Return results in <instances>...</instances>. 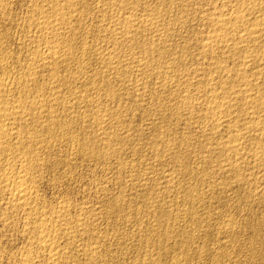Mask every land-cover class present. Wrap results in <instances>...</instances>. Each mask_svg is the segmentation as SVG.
I'll return each instance as SVG.
<instances>
[{
    "label": "rangeland",
    "instance_id": "obj_1",
    "mask_svg": "<svg viewBox=\"0 0 264 264\" xmlns=\"http://www.w3.org/2000/svg\"><path fill=\"white\" fill-rule=\"evenodd\" d=\"M75 1V0H74ZM73 1V2H74ZM82 0H76L75 2L77 3H83V2H85L86 4H89L88 5V8H90V9H92V11L89 9L88 11H89V13H91V15L90 14H88V15H85V17H83L84 18V20L82 19V26H83V28L82 29H84V30H82V32H83V34H84V41H85V39H86V44H84V48L83 49H81V48H79L78 47V45H79V43L80 42H82L79 38H76V40H75V42H76V44H77V47H75V49H74V54H77V55H75V56H79V58H82V56H85V58L87 59V56H88V59L85 61V63H86V65L85 66H87V67H85V69H84V73H82L83 74V76H82V78H80V79H78L79 81H75L74 83V86H73V90H72V88H70L71 90L69 91L70 92V94H69V92H68V90H69V85L67 84V85H65L67 88H68V90L66 89V91H65V89L63 90V87H62V91H61V94H64V95H61V97L63 98V99H65V98H67V97H69L70 95H73V96H70V98L69 99H72L73 101H72V103H73V110H74V112L72 113L73 115H75V116H79V114H80V116H84V114H85V117L90 121V122H88V123H83V122H79V121H77V123H75V124H78V125H76L75 126V129L78 131L79 129H81L80 127H84V128H87V130L86 131H88L89 133H91V135L93 134L94 136H98L99 134V136H98V138H99V140H100V145H101V147H103L102 148V151L104 152V150L106 149V151L104 152L105 153V155L102 157H97L98 158V160L97 159H90V160H86V159H83V158H80V155L78 154V152H76L75 150L73 151L72 149H70V148H68V150H66L65 151V149H66V145H68V144H66L65 145V147L63 148L62 146H64V144L63 145H61V143L59 142V140H55V142H54V139H52L51 138V143H50V145H49V148L48 149H50L49 151H48V149H41V150H39V154L42 156L43 154V156H45V157H47V158H49L50 157V159H56V158H63L64 157V155H67V157H68V161H69V163H70V165L69 166H67V167H65V166H56V168H49L48 166H43V168H42V174H43V176H42V178H44V179H42L43 180V182H42V180H41V183L42 184H40V186H38V195H39V199H41L40 200V202H42L41 204L43 205V203L44 202H46L47 204H45L44 203V205H46L47 207L49 206V207H51V206H53V208H56L57 207V205L59 204V203H62V202H64L65 203V201L67 200L68 202H66L65 204L66 205H68V204H70V205H68L69 206V208H70V210L69 211H71L72 212V214L71 215H69L68 216V218H70V219H72V215L74 214V216H73V219H74V217L76 216L77 217V215H79V213L81 212V211H85L86 212V210H87V212H88V214H87V212H86V214H85V212H83L84 213V218H85V215H88V220H87V218H85L86 220H87V222H86V225H85V230H86V228H87V230L84 232V233H82V235L81 234H79V232L76 234V236H78V237H76V239L75 240H77L76 242H74V244L75 245H68L67 244V246H68V249H65L64 251H65V255L66 254H68V255H66L67 256V259H68V261H69V264H83V261L84 262H86V263H84V264H92V261H89L88 262V260L87 259H84V256L82 255H80V243H83V245L86 243V241L85 240H87V238H88V240H87V243L84 245V246H88L89 244H91L92 246L94 245V247L96 248V257H97V259L98 260H96V258H95V260L93 261V264L95 263V264H109V262L111 263V264H148V259H150V261L151 260H153L154 259V261L156 262V264H172V261H173V264H174V262H175V264H178V263H180V264H212L213 263V261H214V263L213 264H264V169L263 170H261L262 168H264L263 166H264V163H262V162H260V161H256V160H253V158L251 157V153H253L256 149L259 151V149H261V152H259L260 153V155L264 158V147H261V148H255V143L257 142V140H255L254 138H255V136L254 135H252V136H250V135H248V134H246V135H248V136H246V138H244V142H242V145H241V151H239V152H241V154L242 155H244V153H246L245 154V157L248 159H246L245 157V159H241L240 161H238V164L237 165H239L238 166V168H239V170H240V173L239 174H241V176H242V178H241V176H240V178H239V176L237 175L236 176V174L233 172H231L230 170H229V168L227 169L226 168V164H227V162L225 163V160H228V156H229V158H230V160L231 161H235V157H232V156H230L231 154H227V153H224V154H222V153H219V151H217L216 150V152L212 149H209V148H211V147H214V144L213 143H216L218 140H219V138H221V137H225L226 136V132H225V129L223 128V130H222V128H220V130L218 129V131L220 132V134H219V132L217 131V133L215 132V133H212L211 132V129H210V127H211V125H209L208 124V121H209V123L211 124V122H210V120H207V119H202V118H200L199 117V115L198 116H196L197 115V113L199 114L200 112V106L197 104L198 102H201V100H202V97H200V93L201 92H203L202 90H204V85L203 84H201V82H200V84H199V79L200 78H202L203 79V82H204V80L206 79V78H208L207 77V75L208 74H202L201 73V70H199L200 68H202L203 66L205 67V66H207V63H211V62H214V60H216L217 58L216 57H221V59H223V61H225L222 65L225 67H223V69H224V72H223V70H219V69H217L218 70V72H217V70H216V72L215 73H212L211 75L214 77V76H216V75H223V77H229V76H232V74H234L236 71H237V69H238V71H239V68H241L239 65H238V62H234V58H236V57H238V56H242V55H244V54H246L245 52V49H242L241 50V52H239L238 54H237V56H236V54H235V56L233 55L232 56V58L230 57L229 58V56H231L230 55V53H228V49L226 48L225 49V51H223V48H221L220 49V51L218 50V51H216V55H213V56H215L214 58H213V56H210V55H207L206 53H205V49L206 48H204V44L203 43H205V42H207L208 40L206 39L207 38V35L209 34V32L211 31V26H210V24L206 21V19L204 20L202 17H201V13H200V10L202 11V10H206V9H209L208 7H210L211 5H210V0H190V1H188V0H169L170 1V3H169V1L168 0H133V1H135L136 3V5H135V7L133 6H131V9H130V7H128L127 9L125 8V9H123V11L125 10H127L126 12H123V11H119V10H117V12H115L116 11V9L114 10V8L115 7H111V6H109V5H111V3H109V5H108V7H107V5H106V8L105 9H103V6H101L100 4H98V6H96L94 3V0L92 1V0H83V2H81ZM145 1V2H144ZM152 1V2H151ZM159 1V3H157ZM184 1V2H183ZM193 3H192V2ZM209 1V2H208ZM223 1V2H222ZM221 1V4H220V6H224L225 7V10H224V7L222 8V7H220L221 8V10H223V11H231L232 9H233V7H234V0H226V2L224 1V0H222ZM92 3V6H93V8H92V6H91V3ZM156 2V3H155ZM175 2H178V3H175ZM191 2V3H190ZM194 2H195V4H194ZM204 2V3H203ZM19 3V4H18ZM138 3V4H137ZM154 3V4H153ZM161 3H162V6H161ZM169 3V4H168ZM181 3V4H180ZM182 3H183V6H181L182 5ZM199 3V4H198ZM223 3V4H222ZM225 3V4H224ZM23 5V6H21V5ZM25 4H27V3H22V1L21 0H19V1H17V3L15 2V8H14V21L17 23L18 21H19V24H18V30H17V32L19 33L18 35V38L20 39V40H22V30H23V28L22 27H25L26 28V21L25 20H27V17L29 16V14H28V11H29V6H27V5H25ZM144 4V5H143ZM146 4V5H145ZM168 4V5H167ZM176 4V5H175ZM180 4V5H179ZM137 5H141L140 7H142V6H144V7H142V9L139 7V6H137ZM169 5H173L172 7L171 6H169ZM192 5V6H191ZM205 5V6H204ZM230 5V6H229ZM28 7V9L27 8H25V7ZM96 6V7H95ZM145 6H146V8H145ZM161 7V9H159L160 7ZM177 6V7H176ZM181 6V7H180ZM196 6V7H195ZM198 6V7H197ZM233 6V7H232ZM95 7V8H94ZM99 7V8H98ZM111 7V8H110ZM151 7H154V8H151ZM157 7V8H156ZM163 7H165V9H163ZM182 7H184V8H182ZM188 7H189V9H188ZM190 7H191V9H190ZM110 8V9H109ZM140 9V11L143 13V15H140V13L141 12H138L139 11V9ZM169 8V9H168ZM196 8V9H195ZM202 8V9H201ZM27 9V10H26ZM99 9V10H98ZM103 9L105 12H102L101 10ZM110 11H109V10ZM133 9V10H132ZM144 9V10H143ZM146 9V10H145ZM149 9H151V12L152 13H149ZM182 9H183V11H182ZM195 9V10H194ZM111 12V14H112V16L113 15H116V14H118V12H120L118 15L121 17L123 14H125V13H127V12H131V11H133V12H131V14L132 15H134L133 16V18H136L135 19V21H136V23L138 22V24H136L135 23V21H133L134 22V26L135 27H138V30L139 31H137V36H136V38H137V43L139 44H137V43H135V45L133 44L132 45V48L130 49L129 47H128V41H124V42H122V43H119V45L120 46H114V45H112V43L111 42H109L110 40L109 39H105V38H107V37H105V35H104V31L102 30L103 29V27H106L105 26V24H107L108 22H109V20H111V19H108L109 18V15H110V13L108 12ZM129 10H131V11H129ZM147 10H148V12H147ZM159 10V11H158ZM165 12H164V11ZM167 10V11H166ZM185 10V11H184ZM191 12H190V11ZM198 10V11H197ZM100 11V12H99ZM146 11V12H145ZM194 11V12H193ZM94 12V13H93ZM102 12V13H101ZM107 12V13H106ZM134 12H135V14H134ZM139 13V14H136V13ZM159 12H161V14L159 13ZM182 12V13H181ZM189 12V14H187ZM27 13V15H24V14H26ZM98 13H101V14H98ZM109 13V14H108ZM147 13V14H146ZM155 13V14H154ZM157 13H159V15L157 14ZM162 13H163V15H162ZM195 13V14H194ZM94 14H96L97 15V20L99 21V20H102L103 21V23H101L102 21H97L96 19H95V17H96V15H94ZM103 14H106V15H103ZM153 14V15H152ZM17 15V16H16ZM90 15V16H89ZM103 17H101V16ZM118 15H116V16H118ZM141 17H140V16ZM146 15V16H145ZM148 15V16H147ZM150 15V16H149ZM155 15V16H154ZM157 15L160 17V19L157 17ZM168 15V16H167ZM22 16V17H21ZM93 16V17H92ZM138 16V17H137ZM144 16L147 18V17H149V18H147L149 21H152V25L156 28V29H152V28H154L152 25L151 26H147V28L148 27H150V30L148 31L149 33L147 34V31H146V33H145V31H143L142 32V25H141V27H140V23H139V21H140V18H142V19H144ZM153 16H154V18H153ZM162 16V17H161ZM198 16V17H197ZM18 17V18H17ZM24 17V18H23ZM26 17V18H25ZM98 17H99V19H98ZM106 17H108V18H106ZM157 17V18H156ZM200 17V18H199ZM101 18V19H100ZM105 18V19H104ZM162 18H164V19H162ZM192 18H195V19H192ZM20 19V20H19ZM22 19L24 20L23 22H22ZM86 19H88L87 21H86ZM90 19H91V22H90ZM104 19V20H103ZM107 19V20H106ZM158 19V20H157ZM200 19V20H199ZM18 20V21H17ZM161 20H162V22L163 23H161ZM164 20V21H163ZM166 20V21H165ZM202 20H204L205 22H203L202 23ZM21 21V22H20ZM83 21H86V22H83ZM154 22V23H153ZM160 23V24H156V23ZM164 22H165V24H164ZM168 24H167V23ZM201 22V23H200ZM22 25H21V24ZM24 23V24H23ZM90 23V24H89ZM87 26V27H85V25ZM93 24V25H92ZM109 24V23H108ZM163 24V25H162ZM202 24V25H201ZM204 24V25H203ZM89 25H91V26H89ZM164 25H165V29L164 30H162L163 28H164ZM207 25V26H206ZM98 28H96V27ZM162 27V29H161V27ZM204 26H206L207 27V29H206V27H204ZM101 27H102V29H101ZM160 27V28H159ZM90 28V29H89ZM159 28V29H158ZM208 28H210V29H208ZM87 29H89V30H87ZM97 29V30H96ZM101 29V30H100ZM152 29V30H151ZM161 29V30H160ZM167 29V32L165 31ZM92 30V31H91ZM96 30V31H95ZM154 30H157V31H154ZM207 30H210V31H208L207 32ZM15 31V30H14ZM85 31H87L88 32V34L90 35L91 33H93V34H91L90 35V37H89V35H86V32ZM94 31V32H93ZM100 31V32H99ZM153 31H154V35H153ZM161 31V32H160ZM162 31H163V33H162ZM164 31H165V33H164ZM203 31V32H202ZM204 31L205 32H207V33H204ZM17 32L14 34V32L11 34V35H15V37L17 38ZM150 32H152V33H150ZM145 33V34H144ZM157 35H156V34ZM162 33V34H161ZM202 33H204V34H202ZM21 34V35H20ZM143 34V35H142ZM151 34V35H150ZM200 34H202V36H199ZM207 34V35H206ZM86 35V36H85ZM102 35H103V37H105V38H103L102 37ZM142 35V36H141ZM147 35V36H146ZM161 35V36H160ZM204 35V36H203ZM206 35V36H205ZM102 37V39L101 38H98V37ZM145 36V37H144ZM200 37V40L202 41H200V40H198L199 39V37ZM14 36H11V40L12 41H10L9 42V44H8V50H9V52L10 53H12V54H14V52H20V54H19V56H18V58H19V63H25V59H26V53L24 52V50H19L18 48H19V45H18V43H20V40L17 38H15ZM96 37H97V39H99V40H97L96 39ZM146 37H148V38H146ZM156 37V38H155ZM157 37H158V39H157ZM201 37H203L202 39H201ZM13 38H14V41H13ZM92 38V39H91ZM262 38V39H261ZM261 38H259V40H258V42L256 43V44H252L251 42H247V46H249V48L251 49L250 51H252L253 53L252 54H254V53H257L258 51H260L261 52V50H262V47H264V38H263V35L261 36ZM88 39V40H87ZM151 39V40H150ZM153 39V40H152ZM156 39V40H155ZM204 39H205V41H204ZM17 40V41H16ZM90 40H92V42L90 41ZM94 40H96L98 43H94ZM103 40V41H102ZM109 40V41H108ZM162 40V41H161ZM198 40V41H197ZM95 41V42H96ZM106 41V42H105ZM196 41H197V44H196ZM88 42V43H87ZM135 42H136V40H135ZM141 42H143V44H141ZM200 42L202 43V44H200ZM85 43V42H84ZM126 43V44H125ZM163 43V44H162ZM251 43V44H250ZM44 44V43H43ZM90 44V45H89ZM96 44H98V45H96ZM106 44V45H105ZM122 44H123V47H122ZM148 44H149V46H148ZM201 46V47H199V45ZM249 44V45H248ZM127 45V46H126ZM143 45H144V47L145 46H147V47H143ZM150 45H152V46H150ZM251 45V46H250ZM256 45V46H255ZM258 45V46H257ZM18 46V47H17ZM91 46V47H90ZM94 46V47H93ZM96 46H98V47H96ZM108 46H110L109 48H112L113 46V48L114 49H116V51H117V49H118V51L117 52H115V58L117 59H115L116 61H120V65H118L117 66V70H116V72H113V73H107L106 74V72H104V68H103V66H102V64H101V60L99 59V52H104V50L106 49V48H108ZM126 46V47H125ZM140 46V47H139ZM155 46V47H154ZM157 46H159V48H157ZM253 46V47H252ZM260 46V47H259ZM96 47V48H95ZM116 47V48H115ZM150 47V48H149ZM87 48H88V50H87ZM102 48V49H101ZM108 48V49H109ZM120 48H122L121 50H120ZM125 48V49H124ZM134 48H135V50H134ZM142 48V49H141ZM144 48V49H143ZM149 48V49H148ZM157 48V49H156ZM161 48V49H160ZM197 48V49H196ZM248 48V49H249ZM252 48H254V49H252ZM12 49V50H11ZM16 49V50H15ZM18 49V50H17ZM85 49V50H84ZM93 49V50H92ZM99 51H98V50ZM139 51H137V50ZM152 49V50H151ZM200 49H204L203 51L201 50L200 51ZM247 49V48H246ZM256 49H258V50H256ZM264 49V48H263ZM11 50V51H10ZM15 50V51H14ZM90 50V51H89ZM134 51V52H131L130 53V51ZM159 50H161L162 52H160ZM198 50V51H197ZM13 51V52H12ZM82 51H84V55H82ZM88 51V52H87ZM95 51H96V54H95ZM123 51V52H122ZM144 51V52H143ZM146 51V52H145ZM148 51H152V55L148 52ZM160 53H159V52ZM165 51H166V53H165ZM245 51V52H244ZM256 51V52H255ZM22 52H24V53H22ZM76 52V53H75ZM81 54H80V53ZM87 52V53H86ZM90 52H93V53H90ZM97 52H98V54H97ZM158 54H156V53ZM170 52V53H169ZM176 52V53H175ZM196 52H198V53H196ZM201 52V53H200ZM202 52H203V54H202ZM243 52V53H242ZM260 52H258V53H260ZM138 53H140V54H138ZM142 53H144V54H142ZM149 53V54H148ZM164 53V54H163ZM175 53V54H174ZM220 53V54H219ZM223 55H222V54ZM87 56H86V55ZM91 54V55H90ZM161 54H162V56H164V57H161ZM167 54H170V55H167ZM172 54V55H171ZM179 56H178V55ZM181 54V55H180ZM186 54V55H185ZM197 54H199V55H201V56H199V55H197ZM227 54V55H226ZM22 55H24V56H22ZM80 55H81V57H80ZM94 57H93V56ZM98 55V56H97ZM118 55V56H117ZM141 55L143 56V55H145V56H143V57H145L146 58V56H147V58L145 59V58H143V57H141ZM177 55V56H176ZM183 55V56H182ZM185 55V56H184ZM196 55V56H195ZM219 55V56H218ZM228 57V58H226V56ZM21 56H22V58H21ZM123 56H124V58H123ZM126 56H128V57H126ZM131 56H135L134 58L133 57H131ZM150 56H152V57H150ZM160 56V57H159ZM171 56H173V57H171ZM205 56V59L203 58ZM209 58H208V57ZM223 56V57H222ZM136 57H138V58H136ZM176 57V58H175ZM199 57V58H198ZM207 57V58H206ZM211 57V58H210ZM91 58V59H90ZM92 58H94V59H92ZM96 58V59H95ZM120 58V59H119ZM123 60H122V59ZM127 58V59H126ZM133 58V59H132ZM142 59V61H141V59ZM151 58H152V60H151ZM159 59V60H157V59ZM172 58V59H171ZM181 58H183V59H181ZM200 58H202V59H204L203 61L205 62H203L202 61V59L200 60ZM239 58V57H238ZM238 58L236 59V61L238 60ZM131 59V60H130ZM140 60L139 62H137L138 60ZM178 59H181L180 60V62H179V60ZM187 59V60H186ZM206 59H208V60H206ZM232 61H231V60ZM12 60H13V64H11V62H12ZM12 60H10L9 59V63H8V65L10 66H8V68L11 70H9L10 71V74H11V77H15L16 76V78H17V76L19 75V73L18 72H16V71H13V69H14V65H15V63L17 62L16 61V59L13 57L12 58ZM93 60V61H92ZM97 60V61H96ZM100 60V61H99ZM126 60V61H125ZM130 60V61H129ZM133 60V61H132ZM146 60L148 61V60H151V61H148V62H146ZM161 60V61H160ZM172 60H174V61H172ZM176 60V61H175ZM178 60V61H177ZM183 60V61H182ZM186 60V61H185ZM198 60V61H197ZM210 60H213V61H211V62H208V61H210ZM228 60H229V62H228ZM252 60V58L251 57H248L247 58V60H245V66L247 67L246 69H247V72H246V77L247 78H249L248 80H253V79H255L256 80V78L255 77H257V80H258V82H256V87H258L257 89H256V91H257V95H259L260 93V95H259V101H258V105L260 106V105H262V106H260V107H258V106H256L255 107V109L254 110H258L259 108V110L257 111V113H259V114H262V111H263V113H264V97H262V96H264V73L263 74H260L259 75V71H261V69H258V68H263L264 66V62H261V63H263V64H261V63H259V65L257 64V63H254L253 62V60H252V62H250ZM14 61H15V63H14ZM89 61V62H88ZM135 61V62H134ZM168 61V62H167ZM170 61V62H169ZM171 61H172V63H171ZM201 61V62H200ZM231 61V62H230ZM97 64H96V63ZM126 62H127V64H126ZM131 62H133V64L131 63ZM152 62V63H151ZM158 62V63H157ZM163 62H165V63H163ZM175 62H176V64H175ZM198 62H199V64H198ZM233 62V63H232ZM92 63V64H91ZM99 63V64H98ZM140 63H142V64H140ZM147 63V64H146ZM179 63V64H178ZM229 65H228V64ZM231 63H232V65L235 67H233L232 66V68L230 67L231 66ZM248 63V64H247ZM249 63H251L252 64V66L249 64ZM94 64L96 65V66H94ZM135 64H136V66L138 67H136L135 66ZM143 64H144V66H143ZM170 64V65H169ZM202 64H204V65H202ZM253 64H254V66H253ZM90 65V66H89ZM132 65V66H131ZM139 65V66H138ZM156 65V66H155ZM157 65H159V67L157 66ZM162 65V66H161ZM174 66V68H173V66ZM179 67H178V66ZM194 65H196V67L194 66ZM201 65V66H200ZM237 65V66H236ZM257 65H258V67H257ZM261 65V66H260ZM13 68H12V67ZM93 66H94V68H93ZM101 66V67H100ZM132 67V68H130V67ZM134 66H135V68H134ZM166 66H168L167 68H166ZM172 66V67H171ZM176 66V67H175ZM226 66H228V67H226ZM239 66V67H238ZM90 67V68H89ZM99 67V68H98ZM124 67L126 68L125 70H126V72H125V70H124ZM128 67V68H127ZM148 67V68H147ZM153 67H155V69L153 68ZM158 69H157V68ZM161 67V68H160ZM165 67V68H164ZM170 67V68H169ZM253 68V69H251V68ZM89 70H88V69ZM130 68V69H129ZM133 68H134V70H133ZM137 68V69H136ZM146 70H145V69ZM176 68V69H175ZM178 68V69H177ZM237 68V69H236ZM90 69H93V70H90ZM98 69V70H97ZM121 69V70H120ZM139 69V70H138ZM148 69H150V70H148ZM165 71H164V70ZM189 71L188 73H187V71ZM192 71H190V70ZM227 71H226V70ZM258 69V70H257ZM63 69H60L59 70V72L61 73V74H63V73H65V71H62ZM70 70H73V67L72 68H70ZM119 70V71H118ZM122 70H123V72H122ZM128 70H130V71H128ZM136 70H137V72H136ZM143 70V71H142ZM152 70V71H151ZM176 70V71H175ZM178 70H180V71H178ZM181 70L183 71V72H181ZM194 70V71H193ZM229 70H231V71H229ZM235 70V72H233ZM252 70V71H251ZM254 70H257V71H255V72H253ZM262 70H264V68L262 69ZM13 71V72H12ZM94 71V72H93ZM97 71V73L96 74H99V76L100 77H98V78H96V80L94 81V82H90V80L88 81V77L90 76V75H93V74H95V72ZM121 71V72H120ZM147 71V72H146ZM159 71V73L160 74H158L157 72ZM163 71V72H162ZM166 71L167 72H169V73H166ZM171 71H173L174 72V76H172V74H173V72H171ZM186 71V72H185ZM248 71H250V72H248ZM91 72V73H90ZM101 74H100V73ZM151 72V73H150ZM171 72V73H170ZM186 74H185V73ZM199 72V73H198ZM220 72V73H219ZM227 72V73H226ZM232 74H231V73ZM262 72H264V71H262ZM14 73V74H13ZM18 73V74H17ZM89 73V74H88ZM121 73H122V75H121ZM126 73V74H125ZM129 73V74H128ZM137 73H139V75H137ZM145 73V74H144ZM153 73V74H152ZM165 73V74H164ZM176 73V74H175ZM182 73V74H181ZM185 75H184V74ZM201 73V74H200ZM206 73V72H205ZM217 73H219V74H217ZM222 73H224V74H222ZM226 73V74H225ZM229 73V74H228ZM249 73H250V75H249ZM13 74V75H12ZM17 74V75H16ZM43 74L45 75L44 77L45 78H47V71H44L43 72ZM81 74V75H82ZM105 74V75H104ZM117 76H115V75ZM119 74V75H118ZM128 74V75H127ZM140 74H141V76L142 77H144V79L140 76ZM149 74V76H147ZM167 74V75H166ZM171 74V75H170ZM189 74V75H188ZM193 74H195V75H193ZM197 74H199V75H197ZM15 75V76H14ZM110 75V76H109ZM111 75H113V76H111ZM121 75V76H120ZM126 75L127 76H130L129 78H127L126 77ZM132 75V76H131ZM145 75H146V78H145ZM159 75V76H158ZM161 75V76H160ZM164 75V77H162ZM169 75V76H168ZM176 75H177V77L179 78H177L176 77ZM186 75H188V76H186ZM202 75L204 76V77H202ZM210 75V76H211ZM86 76V77H85ZM88 76V77H87ZM107 78H106V77ZM108 76H109V78H108ZM137 76V77H136ZM156 76V77H155ZM159 78H158V77ZM172 76V77H171ZM193 76H195V77H193ZM209 76V77H210ZM252 76V77H251ZM87 79H85V78ZM101 77H103V79H101ZM125 77L128 79H125ZM141 77V78H140ZM161 77H162V79H164L165 77V79H164V82H163V80L161 79ZM171 77V78H170ZM184 77V78H183ZM200 77V78H199ZM250 77H251V79H250ZM136 78V79H135ZM149 78V79H148ZM157 78V79H156ZM173 78V79H172ZM186 78V79H185ZM205 78V79H204ZM246 78V79H247ZM101 79L103 82H100L99 80ZM129 79H131L132 81H130ZM141 79V80H140ZM146 79V80H145ZM160 79H161V81H160ZM167 79V80H166ZM169 79H170V81H169ZM178 79V80H177ZM184 79V80H183ZM188 79H189V81H188ZM209 79V78H208ZM208 79H206V80H208ZM85 80H86V82H85ZM125 81V83L123 84V81ZM137 80V81H136ZM145 80V81H144ZM160 81V82H158V81ZM173 80V81H172ZM178 82H180V83H178ZM81 81H82V83H81ZM98 81V82H97ZM126 81H127V83H126ZM141 83V81H142V83H141V85H140V83ZM143 81H144V84H143ZM178 83H176V82ZM193 83H192V82ZM198 81V82H197ZM88 82V83H87ZM96 82V83H95ZM122 82V83H121ZM128 82H129V84H128ZM138 82V83H137ZM146 82V83H145ZM171 83L170 85H169V83ZM184 82H186V83H184L185 85L183 86V83ZM188 82H190L191 83V87H190V89L191 88H193V89H191L190 91L192 92H189L188 94V96H190V99H191V102L192 103H194L193 104V106H188L187 104H185V98H186V94L183 92L187 87H188ZM202 82V83H203ZM80 83V84H79ZM89 83H90V85L92 86L93 85V87H91V86H89ZM92 83V84H91ZM133 83V84H132ZM161 83V84H160ZM174 83L175 84H177V86L179 87H177L176 85H175V88H173L174 87ZM217 83V82H216ZM96 84V85H95ZM100 84V85H99ZM121 84H123V86L121 85ZM127 84L129 85V86H127ZM130 84L132 85V86H130ZM134 84L136 85V86H134ZM147 84V85H146ZM165 84V85H164ZM167 84H168V86H167ZM263 84V85H262ZM76 85H77V87H76ZM81 85V86H80ZM82 85H85V86H83L82 87ZM89 86V87H91L89 90H86L87 92H85V89H88L89 87H87V86ZM143 85V86H142ZM160 85H162V86H160ZM194 85V86H193ZM228 84H226L225 86H227ZM236 85H238V82H235L234 84H232V86H236ZM99 86V87H98ZM105 86V87H104ZM112 86H113V88H112ZM122 88H121V87ZM159 86V87H158ZM163 86H165V87H163ZM183 88H182V87ZM193 86V87H192ZM203 86V87H202ZM212 86H218V87H220V84H219V81H218V84L217 85H215V83L212 85ZM230 86V85H229ZM75 87V88H74ZM86 87V88H85ZM97 88V91H96V88ZM108 87L110 88H112V90H114V89H116V90H114L113 92H112V95L111 94H109L108 95V93H107V89H108ZM127 87V88H126ZM133 87H134V89H135V87H136V89L134 90L133 89ZM140 87V88H139ZM145 87V88H144ZM169 87V88H168ZM176 87H177V90H176ZM181 87V88H180ZM194 87H195V89L197 90V91H195V89H194ZM198 87V88H197ZM103 88V89H102ZM104 88H105V92L103 93V91H104ZM129 88V89H128ZM159 88V89H158ZM173 88V89H172ZM203 88V89H202ZM217 88V87H216ZM259 88H261V89H259ZM83 91H82V90ZM91 89H95L94 91L93 90H91ZM100 89H101V91H100ZM126 89V90H125ZM131 89V90H130ZM156 89V90H155ZM161 89V90H160ZM163 89V90H162ZM181 89V90H180ZM183 89V90H182ZM202 89V90H201ZM83 93L84 92V94H82V93H80V91ZM138 90V91H137ZM160 90V91H159ZM173 90V91H172ZM72 91H74V92H72ZM77 91V92H76ZM90 91V92H89ZM100 91V92H99ZM126 91V92H125ZM137 91V92H136ZM143 91V92H142ZM152 93H151V92ZM166 91V92H165ZM168 91H169V93H168ZM177 91V92H176ZM91 92H93L92 94H91ZM99 94H98V93ZM118 92V94H115V93H117ZM180 92V93H179ZM199 92V93H198ZM260 92V93H259ZM95 93V94H94ZM162 93V94H161ZM171 93H173V94H171ZM191 93V94H190ZM81 95V97H80V95ZM90 94V95H89ZM93 94H94V96H93ZM107 95V97L106 96H104V95ZM183 94V95H182ZM194 94V95H193ZM90 96V97H88V96ZM95 95H99V97H95ZM110 95H111V98H110ZM141 97H139V96ZM143 95V96H142ZM172 95V96H171ZM178 95V96H177ZM180 95H182L181 96V98H180ZM48 96V95H47ZM64 96V97H63ZM67 96V97H66ZM74 96H76L75 98H74ZM77 96H78V98H81L80 100L77 98ZM103 96V97H102ZM113 96H114V98H113ZM138 96V97H137ZM173 98V100H172V98ZM175 96V97H174ZM193 96H194V98L196 99H194L193 98ZM199 96V97H198ZM86 97V98H85ZM104 99H102V98ZM137 97V98H136ZM74 98V99H73ZM91 98H94V99H91ZM97 98V99H96ZM105 98H107V99H105ZM110 98V99H109ZM177 98V99H176ZM200 98V99H199ZM68 98H67V100H69ZM75 99H76V101H75ZM86 99V100H85ZM88 99V100H87ZM89 99H91V101H89ZM113 99V100H112ZM118 99H121V100H119V101H117ZM176 99V100H175ZM189 99V100H190ZM199 101H198V100ZM84 100H85V102H84ZM97 100V101H96ZM100 100V101H99ZM137 100V101H136ZM138 100H140L139 102H138ZM143 100V101H142ZM261 100V101H260ZM79 101V102H78ZM105 101L107 102V103H105ZM108 101H110V102H108ZM177 101V102H176ZM184 101V104L182 103V102ZM87 102V103H86ZM95 102H97V103H95ZM103 102H104V104H103ZM113 102V103H112ZM138 102V103H137ZM174 104H173V103ZM181 102V104H179ZM75 103V104H74ZM77 103V104H76ZM78 103H81V104H78ZM93 103V104H92ZM100 103H101V105H100ZM176 103H178V104H176ZM91 104V105H90ZM142 104V105H141ZM197 104V105H196ZM87 105V106H86ZM88 105H89V107H88ZM93 105L95 106L94 108H93ZM138 105V106H137ZM140 105V106H139ZM179 105V107H177ZM185 107H184V106ZM79 108H78V107ZM82 106V107H81ZM103 106V107H102ZM173 106V107H172ZM181 106V107H180ZM187 106V107H186ZM194 106H198L197 108L196 107H194ZM204 107L206 106V105H203ZM78 109H77V108ZM85 109H84V108ZM92 107V108H91ZM102 109V111L104 112V114H103V112L101 111V109ZM105 107V108H104ZM182 107H184V108H182ZM239 105H235V113H236V111H237V113L235 114V117H237V114L239 115L238 117L240 118H236L237 119V121L240 123V124H242V126H245V125H247V124H249V125H251L252 123H251V120L252 119H250L249 118V116H246V115H244V113H242L243 112V109L241 108V107H239ZM166 108V109H165ZM178 108H180V109H178ZM189 108V109H188ZM241 108V109H240ZM90 109L92 110V111H90ZM97 109H99V111L97 110ZM188 109V110H187ZM190 109H192L191 110V112L193 113V115H192V113H190ZM75 110H76V112H75ZM166 110V111H165ZM186 110V111H185ZM193 110H195V111H193ZM78 111V112H77ZM94 111V112H93ZM97 111V112H96ZM106 111V112H105ZM240 111V112H239ZM242 111V112H241ZM260 111V112H259ZM84 114H83V113ZM89 112V113H88ZM91 112H93V113H91ZM101 112H102V114H101ZM109 112V113H108ZM194 112H195V114H194ZM88 113V114H87ZM99 113V114H98ZM111 113V114H110ZM187 115H186V114ZM190 113V114H189ZM242 113V114H241ZM83 114V115H82ZM89 114H93V115H91V118H90V115ZM99 115L100 116V118H101V120L103 119L104 120V124L102 123V125H101V127L100 128H102V129H99L98 128V131H96L97 130V128H95L94 126H93V124H94V120L92 119V116H96V115ZM106 114V115H105ZM181 114H183V115H181ZM189 114V115H188ZM259 114H258V118H259ZM103 115V116H102ZM105 115V116H104ZM108 115H113V116H111V118H109V117H107ZM180 115V116H179ZM185 116V117H184ZM190 116V117H189ZM191 116L193 117V118H191ZM242 116V117H241ZM105 117H107V118H105ZM115 118V119H113V118ZM183 117V118H182ZM195 117H196V119L198 120V122H197V120L195 119ZM264 117V114H262V115H260V118H259V120L261 121V122H264L263 121V118ZM180 118V119H179ZM244 118H246V119H244ZM106 119V120H105ZM182 119H184V120H182ZM87 120V121H88ZM110 122H112V123H110ZM186 120V121H185ZM188 120V121H187ZM192 121V122H190V121ZM194 120H196V121H194ZM203 120V121H202ZM204 120H205V122H204ZM247 120V121H246ZM248 120H250V121H248ZM92 121V122H91ZM108 123H107V122ZM206 121H207V123H206ZM243 121V122H242ZM119 123V124H116V123ZM201 122V123H200ZM242 122V123H241ZM246 122V123H245ZM82 123V124H81ZM90 123V125H92L93 126V128L94 129H90L89 127H86V126H88L87 124H89ZM187 123H189V124H187ZM190 123H192V124H190ZM204 125H203V124ZM208 124V126L206 125V124ZM245 123V125H243ZM80 124V125H79ZM113 124V125H112ZM115 124V125H114ZM187 124V125H186ZM194 124V125H193ZM195 124H197V125H200L199 126V130H197V128L195 127L194 128V126H196ZM262 124V123H261ZM109 125V126H108ZM112 125V127H110ZM79 126V127H78ZM105 126H107V127H105ZM189 126H190V128H191V130H190V128H189ZM263 126H264V123H263ZM104 127H105V130H104ZM198 127V126H197ZM201 127H202V129L203 130H205V131H202V129H201ZM108 128H110V129H108ZM113 128H114V130L116 131H114L113 130ZM115 128H117V129H115ZM206 128V129H205ZM113 131H112V130ZM186 129H187V131H186ZM209 129V130H208ZM240 129H241V127H240ZM104 130V131H103ZM109 130V131H108ZM128 130V131H127ZM102 131V132H101ZM106 131V132H105ZM114 133H112V132ZM125 131V132H124ZM186 131V132H185ZM192 131H193V133H192ZM200 133H199V132ZM240 131V132H239ZM242 131V132H241ZM96 132H98V133H96ZM104 132H105V134H104ZM111 132V133H110ZM123 132V133H122ZM196 132V133H195ZM103 135H102V134ZM124 135H122V134ZM202 133H204V134H202ZM207 133V134H206ZM221 133H223V134H221ZM235 135H234V134ZM243 133V130H238V131H234V132H232V134L236 137V136H238V135H240V134H242ZM121 134V135H120ZM125 134H127V136H125ZM231 134V135H232ZM108 135H111V136H108ZM114 135V136H113ZM193 135V136H192ZM200 135H204V137H202V136H200ZM209 135V136H208ZM219 135V136H218ZM222 135H224V136H222ZM232 135V136H233ZM96 136V137H97ZM100 136L102 137V138H100ZM104 136H105V138H104ZM118 136L120 137V138H118ZM183 136V137H182ZM185 136V137H184ZM188 136H190V137H188ZM196 138H195V137ZM214 136H215V138H214ZM39 137L40 138H43V139H45V140H47L46 138H45V136L43 135V134H41V135H39ZM109 137H111V138H109ZM113 137H116V138H113ZM129 137V138H128ZM206 137H208V138H210L209 140L206 138ZM247 137H250V138H247ZM254 137V138H253ZM160 138V139H159ZM185 138H186V140H185ZM193 140H192V139ZM107 140V141H104V140ZM110 139V140H109ZM114 139V140H113ZM124 139V140H123ZM179 139H180V141H179ZM184 139V140H183ZM189 139V140H188ZM199 139V140H198ZM217 140L216 142L215 141H213V140ZM246 139H247V141H246ZM250 139V140H249ZM53 140V141H52ZM197 140V141H196ZM201 140H202V142H201ZM207 140V141H206ZM254 140V141H253ZM57 141V142H56ZM103 141V142H102ZM120 141V142H119ZM127 141V142H126ZM169 141V142H168ZM176 141H178V142H176ZM187 141V142H186ZM191 141H193V143L191 144ZM199 141V142H198ZM211 141H213V142H211ZM253 142V143H250V142ZM107 142V143H106ZM110 142V143H109ZM129 142V143H128ZM163 142H164V144H163ZM189 142V143H188ZM205 142V143H204ZM208 142H210V143H208ZM247 142V143H246ZM55 145H54V144ZM57 143H60V145L59 144H57ZM104 143H106L107 144V146L112 150V151H110V149L106 146V144H104ZM112 143V144H111ZM115 143V147L114 146H112L113 144ZM119 143V144H118ZM166 143H168L167 145H165ZM177 143V144H176ZM179 143V144H178ZM182 143V144H181ZM204 143V144H203ZM207 143H208V145H207ZM122 144V145H121ZM123 144H125V145H123ZM185 144V145H184ZM191 144V145H190ZM199 144V145H198ZM201 144V145H200ZM202 144H203V146H204V148H205V150H204V148H203V146H202ZM252 144V145H251ZM99 145V146H100ZM103 145V146H102ZM117 145V146H116ZM246 147H245V146ZM54 146V147H53ZM60 146V147H59ZM69 147H70V144L68 145ZM67 146V147H68ZM112 146V147H111ZM126 146V147H125ZM193 148H192V147ZM199 146V147H198ZM200 146H202V147H200ZM208 146H209V148H208ZM243 146H244V149H242L243 148ZM250 146V147H249ZM251 146H252V148H251ZM264 146V145H263ZM58 147V148H57ZM100 147V148H101ZM122 147V148H121ZM124 147V148H123ZM164 147H166V148H164ZM188 147V148H187ZM250 149H249V148ZM60 148V149H59ZM105 148V149H104ZM164 148V149H163ZM202 148H203V150H202ZM206 148H208V149H206ZM253 148H255V149H253ZM109 149V150H108ZM123 149V150H122ZM181 149V150H180ZM184 149V150H183ZM187 151H186V150ZM250 150V151H248V150ZM45 150V151H44ZM51 150H52V152H51ZM56 150V151H55ZM61 150V151H60ZM72 150V151H71ZM117 150V151H116ZM165 150V151H164ZM248 152H247V151ZM43 151H44V153H43ZM46 151H48L46 154H45V152ZM59 151V152H58ZM71 151V152H70ZM109 151V152H108ZM116 151V152H115ZM119 151H121V152H119ZM164 151V152H163ZM168 151V152H167ZM203 151V152H202ZM206 151V152H205ZM210 151V152H209ZM243 151V152H242ZM245 151V152H244ZM58 153V155L56 154V153ZM65 152V153H64ZM67 152V153H66ZM76 152V153H75ZM107 152V153H106ZM112 152V153H111ZM117 152H119L118 154H116ZM161 152V153H160ZM173 152V153H172ZM188 152V153H187ZM202 152V153H201ZM208 152V153H207ZM43 153V154H42ZM54 153V154H53ZM71 153V154H70ZM114 153V154H113ZM159 153V154H158ZM167 153H169V154H167ZM50 154V155H49ZM106 154L108 155V156H106ZM166 154V155H165ZM191 154V155H190ZM213 154V155H212ZM218 154H220L219 155V157L217 156ZM226 154V155H225ZM251 154V155H250ZM47 155H49V156H47ZM60 155H61V157H60ZM75 155H77V156H75ZM112 157H111V156ZM201 155H203V156H201ZM206 155V156H205ZM209 155V156H208ZM216 155V156H215ZM222 155V156H221ZM110 156V157H109ZM201 156V157H200ZM215 156V157H214ZM224 156H226L225 157V159H224ZM74 157H75V159H74ZM164 157V158H163ZM166 157V158H165ZM210 157V158H209ZM222 157H223V159H222ZM251 159H250V158ZM77 158H79V159H77ZM113 158H114V161H113ZM116 158V159H115ZM172 158V159H171ZM196 158V159H195ZM200 158V159H199ZM208 158H209V161H208ZM216 158V159H215ZM227 158V159H226ZM233 160H232V159ZM74 159V160H73ZM83 159V160H82ZM101 159V160H100ZM106 159V160H105ZM119 161H118V160ZM170 159V160H169ZM203 159V160H202ZM219 159H221L220 161H218ZM73 160V161H72ZM108 160V161H107ZM115 160H117V161H115ZM156 160V161H155ZM165 160V161H164ZM212 160V161H211ZM223 160V161H222ZM230 160H228V161H230ZM245 160V161H244ZM247 160V161H246ZM251 161V162H248V161ZM254 161V163H253V161ZM115 162V163H113V162ZM200 161V162H199ZM211 161V162H210ZM117 162V163H116ZM118 162H120V163H118ZM172 162V163H171ZM174 162V163H173ZM201 162H203V163H201ZM209 162V163H208ZM213 162H215V164L213 163ZM218 164H217V163ZM245 162V164L243 165L242 163H244ZM248 162V163H247ZM258 162V163H257ZM264 162V161H263ZM112 163V164H111ZM124 163V164H123ZM180 163V164H179ZM196 163V164H195ZM212 163H213V165H212ZM219 163L221 164V165H219ZM224 163V164H223ZM259 164V165H257V164ZM261 163H262V165H261ZM122 165V166H118V165ZM177 164V165H176ZM207 164V165H206ZM210 164V165H209ZM217 164V165H216ZM251 164V165H250ZM253 164V165H252ZM75 165V166H74ZM125 165H126V167H125ZM132 165V166H131ZM208 165H209V167H208ZM215 165H216V167H215ZM219 165V166H218ZM241 165H243V168H242V166ZM247 165V166H246ZM129 166V167H128ZM133 166H134V169H133ZM211 166V167H210ZM245 166H246V168H245ZM251 166V167H250ZM256 166V167H255ZM261 166V167H260ZM45 167H46V169H45ZM57 167H61V168H57ZM65 167V168H64ZM69 167H70V169H69ZM119 167V168H118ZM208 167V168H207ZM226 169H225V168ZM248 167H250V168H248ZM255 169H254V168ZM261 169H260V168ZM49 168V169H48ZM123 168V169H122ZM126 168H127V170H126ZM129 168V169H128ZM217 168H219L218 170H219V172H218V170H217ZM222 168H224L225 170H222ZM257 168V169H256ZM258 168H259V171L261 172V175H259V177L257 176L258 174H260V172H258ZM64 169H66V170H64ZM191 169V170H190ZM212 169V170H211ZM214 169V170H213ZM243 169H246V170H244L245 172H247V173H244V171H243ZM254 169V170H253ZM125 170V171H124ZM217 170V172H215ZM228 172H227V171ZM248 170V171H247ZM64 171V172H63ZM70 171V172H69ZM129 171V172H128ZM207 171V172H206ZM223 171H225V172H223ZM250 171V172H249ZM253 171V172H252ZM61 172V173H60ZM126 172V173H125ZM186 172V173H185ZM198 172V173H197ZM206 172V173H205ZM242 172L244 173V175H242ZM64 173V174H63ZM187 173L188 174H190V175H187ZM193 173V174H192ZM209 173V174H208ZM215 173V174H214ZM229 173V174H228ZM252 173V174H251ZM257 175H256V174ZM69 174V176H67ZM129 174V175H128ZM147 174V175H146ZM203 174V176H200V175H202ZM227 174V175H226ZM249 174V175H248ZM254 174V175H253ZM54 175H56V176H54ZM63 175V176H62ZM169 175V176H168ZM197 175H198V177L200 176V178H198L197 177ZM206 175V176H205ZM249 177H248V176ZM251 175V176H250ZM67 176V177H66ZM71 176V177H70ZM217 176V177H216ZM253 176H254V179H255V181L257 182H255V183H253L254 181V179H253ZM262 176V177H261ZM52 177H53V179H52ZM61 179H60V178ZM63 177H66V178H63ZM69 177V178H68ZM150 177V178H149ZM196 177V178H195ZM204 177H205V179H204ZM235 177H237V178H235ZM246 177H248L249 179H246ZM251 177H252V180H251ZM68 178V179H67ZM72 178V179H71ZM128 178H130V180L128 179ZM133 180H132V179ZM201 178H202V180H204V181H202L201 180ZM208 178V179H207ZM209 178H211V179H209ZM243 178H245V179H243ZM261 178V179H260ZM263 178V179H262ZM57 179V180H56ZM125 179V180H124ZM140 179V180H139ZM168 179V180H167ZM196 179V180H195ZM239 179V180H238ZM258 179V180H257ZM50 180V181H49ZM69 180V181H68ZM135 180V181H134ZM167 180V181H166ZM195 180V181H194ZM209 182H208V181ZM233 180H235V181H233ZM236 180H238V181H236ZM241 180V181H240ZM245 180V181H244ZM130 181V182H129ZM144 182V183H146V184H144V183H142V182ZM201 181H202V183H201ZM207 181V182H206ZM211 181H213V183L211 182ZM233 181V182H232ZM239 181L240 182H243V183H239ZM248 181V182H247ZM252 181V183H250ZM259 181H263L262 182V184H261V182H260V184H259ZM125 182H126V184H125ZM129 182V183H128ZM133 182H136V183H133ZM168 182V183H167ZM200 182V183H199ZM214 182H216V183H214ZM221 182V185H218L219 183ZM230 182V183H229ZM236 182V183H235ZM150 183V184H149ZM172 185H171V184ZM204 183V184H203ZM207 183H208V185H207ZM210 183V184H209ZM225 183H227V184H225ZM237 183L239 184L238 186H237ZM132 184H134V186H136V187H134V186H132ZM141 184H142V186H141ZM155 184H157V185H155ZM165 184V185H164ZM201 184V185H200ZM223 184V185H222ZM226 186H225V185ZM229 184H231V185H229ZM243 186H242V185ZM251 184H253V185H251ZM258 185V187L259 188H255V186L254 185ZM120 185V186H119ZM137 185L139 186V187H137ZM145 185V186H144ZM147 185V186H146ZM164 185V186H163ZM194 185H196L195 186V188L193 187ZM210 185V186H209ZM216 185H217V187L219 188H217L216 187ZM70 188H69V187ZM144 186V187H143ZM167 186V187H166ZM209 186V187H208ZM223 186H225V187H223ZM229 186V187H228ZM251 186V187H250ZM254 186V187H253ZM67 187L69 188V189H67ZM133 187V188H132ZM147 187V188H146ZM158 187V188H157ZM165 187V188H164ZM177 187V188H176ZM191 187H193L192 188V190L190 189ZM211 187V188H210ZM214 187V188H213ZM244 187V188H243ZM250 187V188H249ZM135 188V189H134ZM151 190H150V189ZM164 188V189H163ZM200 188V189H199ZM216 188V189H215ZM249 188V189H248ZM145 189V190H144ZM173 189V190H172ZM178 191H177V190ZM197 189V191H195ZM207 189V190H206ZM210 189V190H209ZM223 191H222V190ZM254 190V193H253V190ZM259 189H260V191H259ZM154 190V191H153ZM171 190V191H170ZM213 190V191H212ZM220 192H218V191ZM245 190V191H244ZM249 190V191H248ZM256 190H257V192H256ZM263 192H262V191ZM194 192V193H191V192ZM206 191V192H205ZM208 191V192H207ZM214 193V195H213V193ZM226 191V192H225ZM248 191V192H247ZM152 192V193H151ZM161 192V193H160ZM165 192V193H164ZM176 192H177V194H176ZM188 192H189V194H190V196H189V194H188ZM195 192H196V195L197 196H195ZM252 192V193H251ZM261 194H259V193ZM163 193V194H162ZM179 193V194H178ZM201 193V194H200ZM208 193H210V194H208ZM149 194V195H148ZM162 194V195H161ZM181 194H183V197H182V195ZM255 195V197L257 198V200H256V198L254 197V195ZM40 195H42V197L40 196ZM104 195H106V196H104ZM144 195L146 196V197H144ZM242 195V196H241ZM250 195V196H249ZM0 196H2L3 198H4V196H3V194H0ZM127 196V197H126ZM149 196V197H148ZM169 198H168V197ZM184 196H186V197H184ZM188 196V197H187ZM199 196V197H198ZM203 196V197H202ZM211 196V197H210ZM213 196H214V198H213ZM245 196V197H244ZM254 197V200H256V201H252V198ZM116 197V198H115ZM118 197H119V199H118ZM124 197L126 198L125 200H123L124 199ZM154 197V198H153ZM191 197H193V198H191ZM195 197V198H194ZM197 197H198V201L200 200V199H202L203 201H196L197 200ZM204 197H206L205 199H203ZM216 197V198H215ZM43 198V199H42ZM65 198H67L65 201H64V199ZM130 198V199H129ZM149 198V199H148ZM151 198V199H150ZM184 198V199H183ZM186 198H187V200H186ZM210 198V199H209ZM211 198H212V200H211ZM60 199V200H59ZM137 199V200H136ZM192 199L194 200L193 202L194 203H191L192 202ZM247 199V200H246ZM43 200V201H42ZM45 200V201H44ZM62 200V201H61ZM116 200H118V201H120V204L122 205V206H124V207H122V210H123V212H122V210L118 213V212H116L115 213V211L114 210H112L113 208H112V203L114 202V201H116ZM127 200H130V201H127ZM136 200V201H135ZM144 202H143V201ZM172 200V203H173V205H172V203L170 202ZM190 200V201H189ZM239 200H241V201H239ZM262 200V201H261ZM112 201V202H111ZM150 201V202H149ZM174 201V202H173ZM183 201H184V203H183ZM209 201H212V202H209ZM214 201V202H213ZM218 201V202H217ZM244 202V204H242L243 202ZM245 201H248V202H245ZM51 202V203H50ZM55 202V203H54ZM122 202V203H121ZM125 202V203H124ZM137 202V203H136ZM142 202V203H141ZM149 202V203H148ZM169 204H168V203ZM205 202V203H204ZM252 202H254V204L252 203ZM50 203V204H49ZM58 203V204H57ZM68 203V204H67ZM126 203H128V204H126ZM130 203H133V204H130ZM250 203H252V205L250 204ZM167 204V205H166ZM181 204H182V206H181ZM187 206H186V205ZM202 204V205H201ZM2 205V206H1ZM0 206V209L2 210V211H0V213H4V215H0V217L1 218H3L1 221H0V261H2V263L1 264H7V263H9V261L11 260V259H13V260H11L10 261V263L9 264H12V262H13V264H18V262L16 261L17 259H14L15 257L16 258H18L19 256H17L18 254L20 255L21 254V250H23L22 248H25L24 250H23V252L24 251H28V253H30V255H33L34 256V254L36 253V255H38V254H40V252H39V250L37 249V247L36 246H34L33 244L31 245V246H29L28 244L30 243L29 242V240H31V239H28V238H30L31 237V235L32 234H27L28 236H26V234L23 232V228H24V225H23V216L20 214V213H18V215H17V213H15V215H14V213L12 214L11 213V215H10V213H8L6 210H5V205L4 204H1ZM71 205L73 206V205H75L74 206V208L73 207H71ZM106 205V206H105ZM108 205V206H107ZM126 205V206H125ZM131 205V206H130ZM136 205V206H135ZM144 205V206H143ZM147 205V206H146ZM193 205V206H192ZM78 206V207H77ZM130 206V207H129ZM134 206V207H133ZM140 206V207H139ZM146 206V207H145ZM149 206V207H148ZM156 206V207H155ZM171 206V207H170ZM190 206H191V209H190ZM197 206H199V207H197ZM203 206V207H202ZM241 206V207H240ZM76 207V208H75ZM81 207H82V209L83 210H79L78 211V209H81ZM86 207V208H85ZM109 207H110V209H109ZM143 207H145V208H143ZM153 207V208H152ZM162 207H163V211H162ZM182 207V208H181ZM187 209H186V208ZM52 208V207H51ZM78 208V209H77ZM85 208V209H84ZM89 208V209H88ZM127 208H130V210L131 211H129ZM133 208V209H132ZM137 208V209H136ZM139 208V209H138ZM142 208V209H141ZM160 208V209H159ZM193 208H194V211H193ZM104 209V210H103ZM136 209V210H135ZM150 209V210H149ZM184 209H186V210H184ZM196 209V210H195ZM75 210H77V211H75ZM100 210V211H99ZM103 212H102V211ZM137 210H138V213H137ZM140 210V211H139ZM148 212H147V211ZM152 210V211H151ZM157 210V211H156ZM160 210V211H159ZM166 210V211H165ZM200 210V211H199ZM73 211H74V213H73ZM125 211H128V212H125ZM154 211V212H153ZM165 211V212H164ZM180 211V212H179ZM182 211V212H181ZM191 211V212H190ZM199 211V212H198ZM7 212V213H6ZM114 212V213H113ZM132 212V213H131ZM140 212V213H139ZM150 212V213H149ZM169 212V213H168ZM185 212V213H184ZM187 212V213H186ZM201 212V213H200ZM83 213H80V214H83ZM92 213V214H91ZM101 215H100V214ZM122 213V214H121ZM124 213V214H123ZM128 213V215H126ZM156 215H154V214ZM164 213V214H163ZM166 213V214H165ZM168 213V214H167ZM175 213H177L178 215L179 214H182V215H177V214H175ZM96 214V217H97V220H95L96 219V217L94 216ZM99 214V215H98ZM108 214V215H107ZM110 214V215H109ZM129 214H130V216H129ZM133 214H136V215H133ZM143 214V215H142ZM147 214V215H146ZM153 214V215H152ZM159 214V215H158ZM160 214H162V215H160ZM202 214V215H201ZM210 216H209V215ZM5 215L9 218H7V217H5ZM18 217H17V216ZM90 215H92L91 217L92 218H94V219H91V217H90ZM104 215H105V218H106V216H108V218H106V219H104ZM111 215H113V217L111 216ZM119 215V216H118ZM124 215V216H123ZM132 215V216H131ZM166 217H165V216ZM191 215V216H190ZM199 215V216H198ZM2 216H4V217H2ZM11 216H12V218H11ZM21 216V217H20ZM99 216V217H98ZM101 216V217H100ZM109 216H111V217H109ZM125 216H128V218H126ZM147 216V217H146ZM151 216V217H150ZM169 216V217H168ZM177 216V217H176ZM181 216V217H180ZM192 216H194L195 218H196V216H197V218L196 219H198V220H196L195 221V218L194 217H192ZM208 216V217H207ZM75 217V218H76ZM116 217H119V219H117ZM122 217V218H121ZM129 217H131V218H129ZM140 219H139V218ZM142 217V218H141ZM161 217H164V219H162ZM184 217V218H183ZM201 219H199V218ZM230 217V218H229ZM0 218V219H1ZM5 218H7V219H5ZM18 218V219H17ZM99 218V219H98ZM114 218L117 220V223H116V220H114ZM123 218H126L127 220H131L130 222L128 221V222H126L127 220L125 219V220H123ZM133 218H134V220H133ZM136 218V219H135ZM161 218V219H160ZM166 218V219H165ZM174 218H175V220H174ZM190 218H193V221H191L192 219H190ZM205 218V219H204ZM14 219V220H13ZM22 221V223L20 224V220ZM90 219V220H89ZM102 219H104V220H102ZM173 219V220H172ZM228 219V220H227ZM9 220H13L12 222H13V224H12V222L11 221H9ZM85 220V221H86ZM91 220L93 221V220H95V221H93V222H91ZM102 220V221H101ZM106 220V221H105ZM110 220V221H109ZM123 221V222H121V221ZM137 220V221H136ZM159 220V221H158ZM168 222H167V221ZM190 220V221H189ZM200 220V221H199ZM248 220V221H247ZM8 221V222H7ZM19 221V222H18ZM89 221V222H88ZM109 221V222H108ZM113 221V222H112ZM165 221V222H164ZM194 221L195 222H197L198 223V225H196L197 223H194ZM207 221H209L208 223H207ZM11 222V223H10ZM96 222V223H95ZM105 222H107V223H105ZM125 222V223H124ZM141 223L142 224V226H141V224H139V223ZM200 222H202V223H200ZM211 222V223H210ZM216 222V223H215ZM254 222V225L252 224V223ZM257 222V223H256ZM87 223H92L91 225H89V224H87ZM93 223H95L96 225H98V226H96V227H94L95 226V224L93 225ZM98 223V224H97ZM121 223H123L122 225H121ZM126 223H128L127 225H126ZM135 223H137V224H135ZM153 223H154V225H153ZM161 225H160V224ZM163 223L165 224V223H167L166 225H163ZM215 223V224H214ZM112 224V225H111ZM118 224V225H117ZM157 224V226H155ZM171 224L173 225V226H171ZM107 225V226H106ZM121 225V226H120ZM134 225V226H133ZM160 225V226H159ZM196 225V226H195ZM225 225H227V226H225ZM229 225V226H228ZM234 225V226H233ZM235 225H237L236 227L238 228H236L235 227ZM89 227V229H88V227ZM91 226H92V229H90L91 228ZM106 226V227H105ZM115 228H114V227ZM139 226V227H138ZM169 226V227H168ZM175 226V227H174ZM202 226V227H201ZM94 227V228H93ZM99 227H100V229L101 230H99ZM102 227H104V228H102ZM110 227V228H109ZM113 227V228H112ZM156 227V228H155ZM158 227L160 228L161 227V229H158ZM172 229H171V228ZM179 227V228H178ZM214 227V228H213ZM218 227H221V229H219ZM230 227V228H229ZM231 227H233V228H231ZM119 228V229H118ZM122 228V229H121ZM151 228V229H150ZM165 228H167L168 230H166L165 231ZM176 228V229H175ZM202 228H204V229H202ZM207 228V229H206ZM226 228V229H225ZM253 228H254V230H253ZM94 229V230H93ZM145 231H144V230ZM149 229V230H148ZM155 229H158V231H161V232H158L157 230H155ZM201 229V230H200ZM215 229H218L219 231H220V233L218 232V230H215ZM225 229V230H224ZM234 229V230H233ZM21 230V231H20ZM89 230V231H88ZM90 230H91V232H90ZM95 231V230H99V231H101L100 233H102V234H100L99 232V236H101V237H99L98 236V234L96 233V232H93V231ZM105 230H107V231H105ZM148 232H147V231ZM178 232H177V231ZM197 230V231H196ZM230 230V231H229ZM255 230H257V231H255ZM259 230H261V232H258ZM110 231L112 232V234L110 233ZM118 231V232H117ZM123 231V232H122ZM140 231V232H139ZM155 231H157V232H155ZM208 231V232H207ZM224 231V233L223 234H221V232H223ZM226 231H229V233L227 232L226 233ZM254 231H255V234H254ZM105 232V235L103 234ZM152 232V233H151ZM155 232V233H154ZM166 232V233H165ZM169 232H171L172 233V235H173V233H174V235L173 236H171V235H169V234H171V233H169ZM177 232V233H176ZM180 232H183V233H180ZM192 232V233H191ZM206 232V233H205ZM215 232H218L219 234H217V233H215ZM24 233V234H23ZM87 233V234H86ZM107 233V234H106ZM115 233H117V234H115ZM120 233H122V234H120ZM158 233V234H157ZM168 233V234H167ZM204 233V234H203ZM211 233V234H210ZM214 233V234H213ZM256 233H258V234H256ZM83 234H85V235H88V237L87 236H83ZM119 234V235H118ZM147 234H149V235H151V236H149V235H147ZM157 234V237L156 236H154V235H156ZM166 234V235H165ZM176 234V235H175ZM182 234H183V236H182ZM232 234V235H231ZM21 235V236H20ZM25 235V236H24ZM102 235H103V237H102ZM117 235V236H116ZM146 235L148 236L147 238H146ZM180 235V236H179ZM188 237H187V236ZM192 235V236H191ZM206 235V236H205ZM208 235V236H207ZM212 235V236H211ZM218 235V236H217ZM223 235V236H222ZM23 236H24V238L25 239H23ZM83 236V238H81ZM93 236V237H92ZM110 236H112V237H110ZM116 236V237H115ZM154 236V237H153ZM220 236V237H219ZM109 238V239H107V238ZM114 237V238H113ZM120 237V238H119ZM145 238V240H144V238ZM153 237V238H152ZM167 237V238H166ZM176 239H175V238ZM181 237V238H180ZM185 237V238H184ZM187 237V238H186ZM206 237V238H205ZM113 238V239H112ZM123 238V239H122ZM158 238V239H157ZM159 238H160V241H159V243H158V240H159ZM166 238V239H165ZM210 238V239H209ZM211 238H212V240H211ZM228 240H227V239ZM233 238V239H232ZM81 239V240H80ZM91 239H93L92 241H91ZM96 239H98V240H96ZM103 240V241H100V240ZM107 239V240H106ZM112 239V240H111ZM149 239H152V240H150L149 241ZM157 239V240H156ZM167 239H168V241H167ZM181 239H183V240H181ZM25 240H27V241H25ZM80 240V241H79ZM91 242H90V241ZM97 241V243H96V241ZM105 240V241H104ZM126 240V241H125ZM146 240H148V242L146 241ZM184 240H185V242H187L186 244L185 243H183L184 242ZM192 240V241H191ZM196 240V241H195ZM206 240H208V241H210L209 243H208V241H206ZM221 240V241H220ZM32 241V240H31ZM79 241V242H78ZM111 241V242H110ZM113 241V242H112ZM215 241V242H214ZM24 242V243H23ZM61 242H63V240L61 241ZM96 244H95V243ZM155 242V243H154ZM173 242V243H172ZM189 242V243H188ZM193 242V243H192ZM213 242V243H212ZM221 242H223V243H221ZM26 243V244H25ZM79 243V245L77 246V244ZM107 243V244H106ZM149 245H148V244ZM152 243V244H151ZM202 243V244H201ZM225 243V244H224ZM101 244V245H100ZM122 244V245H121ZM209 244V245H208ZM226 244H228V245H226ZM231 244V245H230ZM26 245H28V247L26 246ZM82 244H81V247H84ZM99 245V246H98ZM110 245V246H109ZM147 247H146V246ZM151 245L152 246H154V247H151ZM155 245H156V247H155ZM159 245V246H158ZM166 245V246H165ZM180 245V246H179ZM183 245V246H182ZM185 245H187V246H185ZM207 245V246H206ZM233 245V246H232ZM23 246H25V247H23ZM32 246H34V247H32ZM70 246V247H69ZM101 246V247H100ZM123 246V247H122ZM164 246L166 247V248H164ZM190 248H189V247ZM30 247H32L33 248V250H34V252H33V250H32V248L30 249ZM103 247H105V248H103ZM145 247V248H144ZM168 247V248H167ZM175 247V248H174ZM188 247V248H187ZM70 248H72V249H70ZM117 248V249H116ZM120 248V249H119ZM138 248V249H137ZM153 248V249H152ZM156 248H160V252H159V250L158 249H156ZM164 248V249H163ZM181 248V249H180ZM202 249V250H200V249ZM20 249V250H19ZM71 251H70V250ZM74 249H76V250H78V251H74ZM105 249H106V251H105ZM108 249V250H107ZM110 249V250H109ZM135 249V250H134ZM142 249V250H141ZM147 249V250H146ZM150 249H152L151 251H150ZM188 251H187V250ZM190 249V250H189ZM197 249V250H196ZM204 249V250H203ZM102 250H103V252H102ZM133 251V253H132V251ZM146 252H145V251ZM158 250V251H157ZM181 250H182V252H181ZM198 250L199 251H203L202 253L200 252H198ZM207 252H206V251ZM209 250H210V252H209ZM226 250H228V252L226 251ZM21 251V252H20ZM104 251L106 252L105 254H103L104 253ZM135 251V252H134ZM141 251V252H140ZM186 251V252H185ZM195 253H194V252ZM197 251V252H196ZM212 251V252H211ZM20 252V253H19ZM22 252V253H23ZM34 254H33V253ZM71 252V253H70ZM73 252V253H72ZM119 252V253H118ZM154 252V253H153ZM170 252V253H169ZM175 252H177L176 254H175ZM206 252V253H205ZM248 252H250V253H248ZM252 252H253V254H252ZM4 253V254H3ZM18 253V254H17ZM78 253V254H77ZM99 253V254H98ZM101 253V254H100ZM114 253V254H113ZM150 253V254H149ZM152 253V254H151ZM158 253H160L159 255H158ZM165 253V255H163ZM180 253V254H179ZM187 253V254H186ZM190 253V254H189ZM196 253H198V254H196ZM222 253V254H221ZM228 255H227V254ZM1 254L2 255H4V257H5V255H6V257L4 258L3 256H1ZM9 254H13L12 256H14V257H12L11 255L9 256ZM14 254H16V255H14ZM72 254V255H71ZM106 254H107V256H106ZM116 254V255H115ZM117 254H118V256H117ZM145 255V257H144V255ZM158 255V257H160V255H161V257L159 258L160 259V262H158V257H156L155 255ZM173 254H174V256L176 257H174L173 256ZM183 254V255H182ZM194 254V255H193ZM200 254H202V255H200ZM209 254V255H208ZM224 254V255H223ZM226 254V255H225ZM77 255H79L78 257H77ZM105 255V256H104ZM112 255H113V257H112ZM136 255V256H135ZM141 255V256H140ZM149 255V256H148ZM182 255V256H181ZM186 255H188V256H186ZM191 255V256H190ZM198 255L200 256L199 258H197L198 257ZM208 255V256H207ZM213 256V257H211V256ZM217 257H216V256ZM223 257H222V256ZM9 256V257H8ZM74 256H76V257H74ZM99 256V257H98ZM103 256V257H102ZM115 256V257H114ZM120 256V257H119ZM135 256V257H134ZM138 256V257H137ZM147 256V257H146ZM156 257V258H153V257ZM164 256H165V258H164ZM178 256V257H177ZM202 256V257H201ZM225 256V257H224ZM3 257V258H2ZM71 259H69V258ZM73 257V258H72ZM83 257V258H82ZM117 257V258H116ZM119 257V258H118ZM152 259H151V258ZM170 257H172V258H170ZM181 257V258H180ZM183 257V258H182ZM191 257V258H190ZM7 258V259H6ZM10 260H9V259ZM77 260H79V261H77ZM81 260H80V259ZM105 258H106V260H105ZM123 258V259H122ZM143 258H146V259H144V261H143ZM164 258V259H163ZM173 258H175V259H173ZM179 258V259H178ZM190 258V259H189ZM4 259H6L5 261H4ZM75 259V260H74ZM82 259H84V260H82ZM110 261H109V260ZM167 259H168V261H167ZM173 259V260H172ZM185 259V260H184ZM186 259H188V260H186ZM224 259V260H223ZM9 260V261H8ZM87 260V261H86ZM101 260V261H100ZM111 260H113L112 262H111ZM122 260V261H121ZM146 260V261H145ZM177 260V261H176ZM181 261V262H179V261ZM183 260V261H182ZM192 260V261H191ZM218 260H220V261H217ZM225 260H226V262H225ZM8 261V262H7ZM42 261H43V259H42ZM40 261L41 262V264H46L45 262L46 261ZM70 261H72L71 263H70ZM75 261V262H74ZM82 261V262H81ZM96 261V262H95ZM105 261V262H104ZM126 261V262H125ZM143 263H142V262ZM167 261V262H166ZM171 261V262H170ZM194 261H196V262H194ZM202 261V262H201ZM7 262V263H6ZM38 261H35V264H38V263H40V262H38ZM77 262V263H76ZM99 262V263H98ZM108 262V263H107ZM119 262V263H118ZM158 262V263H157ZM170 262V263H169ZM184 262V263H183ZM211 262V263H210Z\"/></svg>",
    "mask_w": 264,
    "mask_h": 264
},
{
    "label": "bare ground",
    "instance_id": "obj_2",
    "mask_svg": "<svg viewBox=\"0 0 264 264\" xmlns=\"http://www.w3.org/2000/svg\"><path fill=\"white\" fill-rule=\"evenodd\" d=\"M17 1H19V0H0V194H3V196H4V198L2 197V196H0V205L1 204H4L5 205V210L8 212V213H10V215H11V213L13 214L14 213V215H15V213H17V215H18V213H20L22 216H23V225H24V228H23V232L26 234V236H28L27 234H32L31 235V237L30 238H28V239H31V240H29V246H31L32 244L34 245V246H36L37 247V249L39 250V252H40V254H38V255H36V253L34 252V250H33V248L32 247H34V246H32V247H30V249L32 248V250H33V252L35 253H33L34 254V256L33 255H30V253H28V251H24L23 252V250L25 249V248H22L23 250H21L20 252H21V254L19 255L18 253V255L17 256H19L18 258H14V259H17L16 261L18 262V264H35V261H38V262H40V261H42V259H43V261H46L45 263L46 264H69V261H68V259H67V256L66 255H68V254H66L65 255V249H68V246H67V244L68 245H75L74 244V242H76L77 240H75L76 239V237H78V236H76V234L79 232V234H81L82 235V233H84L86 230H87V228H86V230H85V225H86V222H87V220H88V215H85V218H87V220L84 218V213L83 212H85L83 209H82V207H81V209H78V211L80 210H83V211H81L80 213H83V214H80L77 210H75V211H77L78 213H79V215H77V217L75 218L74 217V219H73V216H74V214L76 213H74V211H73V215H72V219H70V218H68V216L69 215H71L72 214V212L71 211H69L70 210V208H69V206L68 205H70V204H68V205H66L65 203L66 202H68L67 200V198H65L64 199V201H65V203L64 202H62V203H57L58 205H57V207L56 208H53V206H51V207H47L46 205H44V203L45 204H47L46 202H44L43 203V205L41 204L42 202H40V200L41 199H39V195H38V186H40V184H42L41 183V180L42 179H44V178H42V176H43V174H42V168H43V166H48L49 168H56V166H65V167H67V166H69L70 165V163H69V161H68V157H67V155H64V157L63 158H56V159H50V157L49 158H47V157H45V156H43L44 154V151H43V155L41 156L40 154H39V150H41V149H48L49 148V145H50V143H51V138L52 139H54V142H55V140H59V142L61 143V145H63L64 144V146H62L63 148L65 147V145L66 144H70V147L68 146V145H66V149H65V151L66 150H68V148H70V149H72L73 151L75 150L76 152H78V154L80 155V158H83V159H88V160H90V159H97L98 160V158L97 157H103L104 155H105V151H106V149L104 150V152L102 151V148L103 147H101V145H100V140H99V138H98V136L100 135H96V136H94L93 134L91 135V133H89L88 131H86L87 130V128H84V127H80L81 129H79L78 131L75 129V126L76 125H78V124H75V123H77V121H79V122H83V123H88V122H90L86 117H85V114H84V116H80V114H79V116L77 115V116H75V115H73L72 113L74 112V110H73V103H72V99H69L70 98V96H73V95H70L69 97H67L69 100H67V98H65V99H63L62 97H61V95H64V94H61V91H62V87H63V90L65 89V91H66V89L68 90V88L65 86V85H69V90H68V92L71 90L70 88H72V90H73V86H74V82L75 81H79L78 79H80V78H82V76H83V74L82 73H84L85 71H84V69H85V67H87V66H85L86 65V63H85V61L88 59V56H87V59L85 58V56H82V58H79V56L77 57V56H75V55H77V54H74V49H75V47H77V44H76V42H75V40H76V38H79L82 42H80L79 43V45H78V47L79 48H81V49H83L84 48V44H86V39H85V41H84V34H83V32H82V30H84V29H82L83 28V26H82V19L84 20V18L83 17H85V15H88V14H90L91 15V13H89V9L91 8H88V5L89 4H86L85 2H83V0L81 1V2H83V3H76L74 0H21L22 1V3H27V4H25V5H27V6H29V11H28V14H29V16L27 17V20H25L26 21V28L25 27H22L23 28V30H22V40H20L19 38H18V32H17V28H18V24H19V21L16 23L15 21H14V8H15V2L17 3ZM74 1V2H73ZM80 1V0H79ZM86 1V0H85ZM89 1V0H88ZM93 1V0H92ZM140 1V0H139ZM148 1V0H147ZM169 1V0H168ZM188 1H190V0H188ZM195 1V0H194ZM205 1V0H204ZM221 1L222 0H210V7H208L209 9H206V10H200V13H201V17L205 20L206 19V21L210 24V28H211V31L210 30H207V32L208 31H210L209 32V34L207 35V42H205V43H203L204 44V48H206L205 49V53L207 54V55H210V56H213V55H216L215 53H216V51H220V49L221 48H223V51H225V49L227 48L229 51H228V53H230V55L231 56H229V58L231 57L232 58V56L234 55L235 56V54H236V56H237V54L239 53V52H241V50L242 49H245V53L246 54H244V55H242V56H238V57H236V58H234V62H238V65L241 67V68H239V71H238V69H237V71L235 72V70L233 71V72H235L234 74H232L231 72V70H229V71H231L230 73L232 74V76H229V77H223V75H216V76H212L211 74L212 73H215L216 72V70L217 69H219V70H223V72H224V69H223V63L225 62V61H223V59H221V57H216L217 59L216 60H214V62H211V61H213V60H210V61H208V62H211V63H207V66H203L202 68H200L199 70H201V73L203 74H208L207 75V77L209 78H206V79H208V80H206L205 78V80H204V82H203V79L202 78H200L198 81H199V84H200V82H201V84H203L205 87H204V90H202L203 92H201L200 93V97H202V100H201V102H198L197 104L201 107L199 110V114L197 113V115L196 116H198L199 115V117L200 118H204V119H207V120H210V122H211V124L209 123V121H208V124L209 125H211V127H210V129H211V132L212 133H217V131H218V129L220 130V128H222V130H223V128L225 129V132H226V136L223 138V137H221V138H219V140L216 142L215 140H213V141H215L216 143H213L214 144V147H211V148H209V146H208V148L209 149H213L215 152H216V150L217 151H219V153H222V154H224V153H229V154H231L230 156H232V157H235V161H231L230 160V158H229V156H228V160H230V161H228V160H225V163L227 162V164L225 165L226 166V168L228 169L229 168V170L233 173H235L236 174V176L238 175H240L241 176V174H239L240 173V170H239V168H238V166L240 165H237L238 164V161H240L241 159L243 160V159H245L246 157H245V154L246 153H244V155H242L241 154V152H239V151H241V145H242V142H244V138H246V136H248V135H250V136H252V135H254L255 136V140H257V142L255 143V148H261V147H264L263 145H264V126H263V123L264 122H261L260 120H259V118H260V115H262V114H264L263 113V111H262V114H259V113H257V111L261 108L260 106H262V105H258L257 103H258V101H259V95L261 94L260 92V94L259 95H257V91H256V89L259 87H256V82H258V80H257V77H255L256 78V80L255 79H253V80H248L249 78H247L246 77V72H247V67L245 66L246 64H245V60H247V58L248 57H251L252 58V60H253V62L254 63H257L258 65H259V63H261V62H264V47H262V50H261V52L260 51H258V52H260V53H254V54H252L253 52L252 51H250L251 49L249 48V46H247L246 44H247V42L249 43V42H251L253 45L254 44H256L257 42H258V40H259V38H261V36L263 35V38H264V0H234L233 2H234V7H233V9L231 10V11H223V10H221V8L220 7H222V6H220V4H221ZM225 2H226V0H224ZM228 1V0H227ZM94 4L96 5V6H98V4H100L101 6H103V9H105L106 8V5H107V7H108V5H109V3H111V5H109V6H111L112 8L113 7H115L114 8V10L116 9V11L115 12H117V10H121V11H123V9H127L128 7H130V9H131V6L133 7H135V1H133V0H94ZM141 2V1H140ZM145 2V1H144ZM152 2V1H151ZM184 2V1H183ZM192 2V1H191ZM190 2V3H191ZM209 2V1H208ZM223 2V1H222ZM91 3V2H90ZM156 3V2H155ZM157 3H159V1L157 2ZM169 3H170V1H169ZM168 3V4H169ZM175 3H178V2H175ZM193 3V2H192ZM204 3V2H203ZM19 4V3H18ZM138 4V3H137ZM154 4V3H153ZM167 4V5H168ZM181 4V3H180ZM179 4V5H180ZM194 4H195V2H194ZM199 4V3H198ZM223 4V3H222ZM225 4V3H224ZM21 5V4H20ZM144 5V4H143ZM146 5V4H145ZM176 5V4H175ZM21 6H23V5H21ZM25 7V8H27L28 9V7ZM91 6H92V3H91ZM95 6V7H96ZM128 6V7H127ZM137 6H139V5H137ZM141 6V5H140ZM139 6V7H140ZM161 6H162V3H161ZM169 6H171V5H169ZM173 6V5H172ZM171 6V7H172ZM181 6H183V3H182V5ZM180 6V7H181ZM192 6V5H191ZM205 6V5H204ZM230 6V5H229ZM94 7V8H95ZM110 7V8H111ZM142 7H144V6H142ZM142 7H140L141 9H142ZM160 7V6H159ZM177 7V6H176ZM196 7V6H195ZM198 7V6H197ZM224 7V6H223ZM222 7V8H223ZM92 8H93V6H92ZM99 8V7H98ZM109 8V9H110ZM145 8H146V6H145ZM151 8H154V7H151ZM157 8V7H156ZM182 8H184V7H182ZM26 9V10H27ZM102 9V10H103ZM107 9V8H106ZM108 9V10H109ZM139 9V8H138ZM155 9V8H154ZM159 9H161V7L159 8ZM163 9H165V7H163ZM169 9V8H168ZM188 9H189V7H188ZM190 9H191V7H190ZM196 9V8H195ZM194 9V10H195ZM202 9V8H201ZM91 11H92V9H90ZM99 10V9H98ZM101 10V9H100ZM101 10V11H102ZM107 10V11H108ZM133 10V9H132ZM144 10V9H143ZM146 10V9H145ZM150 11H149V13H152L151 12V9H149ZM224 10H225V7H224ZM110 11V10H109ZM108 11V12H109ZM127 11V10H126ZM125 10L123 11V12H126ZM129 11H131V10H129ZM142 11V10H141ZM140 11V9H139V11L138 12H141ZM159 11V10H158ZM164 11V10H163ZM167 11V10H166ZM182 11H183V9H182ZM185 11V10H184ZM190 11V10H189ZM198 11V10H197ZM100 12V11H99ZM102 12H105L104 10L102 11ZM101 12V13H102ZM131 12H133V11H131ZM131 12H127V13H125V14H123L121 17L118 15L120 12H118V14H116V15H118V16H116V15H113L112 16V14H111V12H109L110 13V15H109V18L108 17H106V18H108V19H111V20H109V24L107 23V24H105V26L106 27H103V29H102V27H101V29L104 31V35H105V37H107V38H105V37H103V35H102V37L103 38H105V39H109L108 41L109 42H111L112 43V45H114V46H120L119 45V43H122V42H126V41H128V47L131 49L132 48V45L134 44L135 45V43H137L138 41H137V38H136V36H137V31H139L138 30V27H135L134 26V22L133 21H135V19L136 18H133V16L134 15H132L131 14ZM136 13V14H139V13ZM143 12V11H142ZM140 13V15H143V13ZM146 12V11H145ZM147 12H148V10H147ZM165 12V11H164ZM191 12V11H190ZM194 12V11H193ZM94 13V12H93ZM101 13H98V14H101ZM107 13V12H106ZM108 13V14H109ZM160 14H161V12H159ZM159 13H157L158 15H159ZM182 13V12H181ZM134 14H135V12H134ZM147 14V13H146ZM155 14V13H154ZM187 14H189V12L187 13ZM195 14V13H194ZM24 15H27V13L26 14H24ZM89 15V16H90ZM94 15H96V14H94ZM103 15H106V14H103ZM139 15V16H140ZM153 15V14H152ZM157 15V17L160 19V17ZM162 15H163V13H162ZM17 16V15H16ZM101 16V15H100ZM146 16V15H145ZM144 16V19H142V18H140V21H139V25H140V27H141V25L143 26L142 27V32L143 31H145V33H146V31H147V34L149 33L148 31L150 30V27H148L147 28V26L149 25V26H151L152 25V21H149L147 18H149V17H145ZM148 16V15H147ZM150 16V15H149ZM155 16V15H154ZM154 16H153V18H154ZM168 16V15H167ZM22 17V16H21ZM93 17V16H92ZM102 17V16H101ZM138 17V16H137ZM141 17V16H140ZM156 17V18H157ZM162 17V16H161ZM198 17V16H197ZM18 18V17H17ZM24 18V17H23ZM26 18V17H25ZM103 18V17H102ZM200 18V17H199ZM95 19L97 20V15H96V17H95ZM98 19H99V17H98ZM101 19V18H100ZM105 19V18H104ZM103 19V20H104ZM150 19V18H149ZM162 19H164V18H162ZM192 19H195V18H192ZM20 20V19H19ZM88 19H86V21H87ZM107 20V19H106ZM158 20V19H157ZM200 20V19H199ZM204 20H202V23L203 22H205ZM24 20L22 19V22H23ZM86 21H83V22H86ZM98 21V20H97ZM99 21H102V20H99ZM98 21V22H99ZM164 21V20H163ZM166 21V20H165ZM21 22V21H20ZM90 22H91V19H90ZM101 23H103V21L101 22ZM135 23H136V21H135ZM154 23V22H153ZM156 23V22H155ZM161 23H163L162 22V20H161ZM167 23V22H166ZM201 23V22H200ZM21 24V23H20ZM24 24V23H23ZM90 24V23H89ZM136 24H138V22L136 23ZM156 24H160V23H156ZM164 24H165V22H164ZM168 24V23H167ZM22 25V24H21ZM85 25V24H84ZM93 25V24H92ZM163 25V24H162ZM202 25V24H201ZM204 25V24H203ZM89 26H91V25H89ZM153 26V25H152ZM207 26V25H206ZM206 26H204V27H206ZM85 27H87L86 25H85ZM96 27V26H95ZM154 27V26H153ZM161 27V26H160ZM159 27V28H160ZM97 28V27H96ZM158 28V29H159ZM210 28H208V29H210ZM90 29V28H89ZM89 29H87V30H89ZM98 29V28H97ZM96 29V30H97ZM100 29V30H101ZM152 29H156L155 27L154 28H152ZM151 29V30H152ZM161 29H162V27H161ZM160 29V30H161ZM165 29V25H164V28L162 29V30H164ZM206 29H207V27H206ZM15 30V31H14ZM95 30V31H96ZM92 31V30H91ZM154 31H157V30H154ZM154 31H153V35H154ZM166 32H167V29L165 30ZM165 31H164V33H165ZM14 32V34L17 32V38L20 40V43H18V45H19V50H24V52L26 53V59L24 60L25 61V63L23 64V63H19V58H18V56H19V54H20V52H14V54H12V53H10L9 52V50H8V44H9V42L10 41H12L11 40V36H14L15 37V35H11L12 33ZM86 32V35H89L88 34V32L87 31H85ZM94 32V31H93ZM100 32V31H99ZM161 32V31H160ZM203 32V31H202ZM207 32H205L204 31V33H207ZM144 33V34H145ZM150 33H152V32H150ZM162 33H163V31H162ZM161 33V34H162ZM204 33H202V34H204ZM91 34H93V33H91ZM90 34V35H91ZM156 34V33H155ZM158 34V33H157ZM156 34V35H157ZM202 34H200L199 36H202ZM21 35V34H20ZM85 35V36H86ZM90 35H89V37H90ZM143 35V34H142ZM141 35V36H142ZM151 35V34H150ZM159 35V34H158ZM205 35V36H206ZM147 36V35H146ZM161 36V35H160ZM198 36V37H199ZM204 36V35H203ZM98 37V36H97ZM97 37H96V39H97ZM102 37H98V38H101L102 39ZM145 37V36H144ZM16 38V37H15ZM16 38V39H17ZM146 38H148V37H146ZM156 38V37H155ZM203 37H201V39H202ZM92 39V38H91ZM157 39H158V37H157ZM262 39V38H261ZM88 40V39H87ZM97 40H99V39H97ZM135 40H136V42H135ZM151 40V39H150ZM153 40V39H152ZM156 40V39H155ZM198 40H200V37H199V39ZM197 40V41H198ZM13 41H14V38H13ZM17 41V40H16ZM91 42H92V40H90ZM96 40H94V43H98L97 41L95 42ZM100 41V40H99ZM103 41V40H102ZM162 41V40H161ZM197 41H196V44H197ZM201 41V40H200ZM204 41H205V39H204ZM85 42V43H84ZM106 42V41H105ZM202 42V41H201ZM200 42V44H202ZM44 43V44H43ZM88 43V42H87ZM93 43V42H92ZM250 43V44H251ZM126 44V43H125ZM138 44V43H137ZM141 44H143V42H141ZM163 44V43H162ZM90 45V44H89ZM96 45H98V44H96ZM106 45V44H105ZM139 45V44H138ZM199 45V44H198ZM249 45V44H248ZM113 46V47H114ZM127 46V45H126ZM125 46V47H126ZM148 46H149V44H148ZM150 46H152V45H150ZM202 46V45H201ZM200 45H199V47H201ZM251 46V45H250ZM256 46V45H255ZM258 46V45H257ZM18 47V46H17ZM91 47V46H90ZM94 47V46H93ZM96 47H98V46H96ZM95 47V48H96ZM110 46H108V48H109ZM106 48L105 50H104V52L102 51V52H99V59L101 60V64H102V66H103V70H104V72H106V74L107 73H113V72H116V70H117V66L118 65H120V61H116L117 59L114 57L115 56V52H117L118 51V49H117V51H116V49H114V48ZM122 47H123V44H122ZM140 47V46H139ZM143 47H144V45H143ZM145 47H147V46H145ZM144 47V48H145ZM155 47V46H154ZM203 47V46H202ZM253 47V46H252ZM260 47V46H259ZM116 48V47H115ZM143 48V49H144ZM150 48V47H149ZM148 48V49H149ZM157 48H159V46H157ZM156 48V49H157ZM247 48V49H246ZM249 48V49H248ZM17 49V50H18ZM102 49V48H101ZM122 48H120V50H121ZM125 49V48H124ZM142 49V48H141ZM161 49V48H160ZM197 49V48H196ZM252 49H254V48H252ZM12 50V49H11ZM10 50V51H11ZM16 50V49H15ZM14 50V51H15ZM85 50V49H84ZM87 50H88V48H87ZM93 50V49H92ZM98 50V49H97ZM134 50H135V48H134ZM137 50V49H136ZM152 50V49H151ZM202 49H200V51H201ZM204 50V49H203ZM202 50V51H203ZM222 50V49H221ZM256 50H258V49H256ZM90 51V50H89ZM99 51V50H98ZM138 51V50H137ZM160 52H162L161 50H159ZM158 51V52H159ZM198 51V50H197ZM13 52V51H12ZM24 52H22V53H24ZM88 52V51H87ZM86 52V53H87ZM119 52V51H118ZM123 52V51H122ZM131 52H134L133 50L132 51H130V53ZM139 52V51H138ZM144 52V51H143ZM146 52V51H145ZM151 55H152V51L150 52V51H148ZM159 52V53H160ZM204 52V51H203ZM203 52H202V54H203ZM256 52V51H255ZM76 53V52H75ZM80 53V52H79ZM90 53H93V52H90ZM148 53V54H149ZM156 53V52H155ZM165 53H166V51H165ZM170 53V52H169ZM176 53V52H175ZM174 53V54H175ZM196 53H198V52H196ZM201 53V52H200ZM243 53V52H242ZM81 54V53H80ZM95 54H96V51H95ZM97 54H98V52H97ZM138 54H140V53H138ZM142 54H144V53H142ZM157 54V53H156ZM164 54V53H163ZM220 54V53H219ZM222 54V53H221ZM82 55H84V51H82ZM91 55V54H90ZM158 55V54H157ZM167 55H170V54H167ZM172 55V54H171ZM178 55V54H177ZM176 55V56H177ZM181 55V54H180ZM186 55V54H185ZM184 55V56H185ZM197 55H199V54H197ZM204 55V54H203ZM223 55V54H222ZM227 55V54H226ZM225 55V56H226ZM22 56H24V55H22ZM22 56H21V58H22ZM93 56V55H92ZM98 56V55H97ZM118 56V55H117ZM143 56H145V55H143ZM142 55H141V57H143ZM165 56V55H164ZM164 56H162V54H161V57H164ZM179 56V55H178ZM183 56V55H182ZM196 56V55H195ZM199 56H201V55H199ZM217 56V55H216ZM219 56V55H218ZM15 58L16 59V63H15V61H14V63H15V65H14V69H13V71H16V72H18L19 73V75L17 76V78H16V76L15 77H11V74H10V69L8 68V63L10 62L9 61V59L10 60H12V58ZM20 57V56H19ZM80 57H81V55H80ZM94 57V56H93ZM126 57H128V56H126ZM131 57H133V56H131ZM135 57V56H134ZM133 57V58H134ZM150 57H152V56H150ZM160 57V56H159ZM166 57V56H165ZM171 57H173V56H171ZM208 57V56H207ZM206 57V58H207ZM215 56H213V58H214ZM223 57V56H222ZM123 58H124V56H123ZM129 58V57H128ZM132 58V59H133ZM136 58H138V57H136ZM143 58H145V57H143ZM142 58V59H143ZM146 58H147V56H146ZM145 58V59H146ZM176 58V57H175ZM199 58V57H198ZM204 59H205V56L203 57ZM209 58V57H208ZM211 58V57H210ZM226 58H228L227 56H226ZM238 58V60L236 61V59ZM91 59V58H90ZM92 59H94V58H92ZM96 59V58H95ZM116 59V60H115ZM120 59V58H119ZM122 59V58H121ZM127 59V58H126ZM141 59V58H140ZM142 59H141V61H142ZM157 59V58H156ZM172 59V58H171ZM181 59H183V58H181ZM181 59H178L179 60V62H180V60ZM202 58H200V60H201ZM204 59H202V61L204 60ZM99 60V61H100ZM123 60V59H122ZM131 60V59H130ZM129 60V61H130ZM138 60V59H137ZM151 60H152V58H151ZM151 60H148V61H151ZM157 60H159V59H157ZM177 60V61H178ZM187 60V59H186ZM185 60V61H186ZM206 60H208V59H206ZM231 60V59H230ZM252 60L250 61V62H252ZM93 61V60H92ZM97 61V60H96ZM126 61V60H125ZM133 61V60H132ZM140 60H138L137 62H139ZM147 60H146V62H148ZM153 61V60H152ZM161 61V60H160ZM172 61H174V60H172ZM172 61H171V63H172ZM176 61V60H175ZM183 61V60H182ZM198 61V60H197ZM232 61V60H231ZM230 61V62H231ZM87 62V61H86ZM89 62V61H88ZM135 62V61H134ZM143 62V61H142ZM168 62V61H167ZM170 62V61H169ZM201 62V61H200ZM204 62V61H203ZM228 62H229V60H228ZM252 62V63H253ZM96 63V62H95ZM132 64H133V62H131ZM149 63V62H148ZM152 63V62H151ZM158 63V62H157ZM163 63H165V62H163ZM205 63V62H204ZM233 63V62H232ZM232 63H231V68H232ZM11 64H13V60H12V62H11ZM92 64V63H91ZM97 64V63H96ZM99 64V63H98ZM126 64H127V62H126ZM140 64H142V63H140ZM147 64V63H146ZM166 64V63H165ZM168 64V63H167ZM166 64V65H167ZM175 64H176V62H175ZM179 64V63H178ZM198 64H199V62H198ZM223 64V65H222ZM228 64V63H227ZM248 64V63H247ZM251 66H252V64L251 63H249ZM261 64H263V63H261ZM128 65V64H127ZM170 65V64H169ZM202 65H204V64H202ZM229 65V64H228ZM258 65H257V67H258ZM90 66V65H89ZM94 66H96L95 64H94ZM94 66H93V68H94ZM132 66V65H131ZM135 66H136V64H135ZM135 66H134V68H135ZM139 66V65H138ZM143 66H144V64H143ZM156 66V65H155ZM158 67H159V65H157ZM162 66V65H161ZM173 66V65H172ZM171 66V67H172ZM178 66V65H177ZM195 67H196V65H194ZM201 66V65H200ZM237 66V65H236ZM238 66V67H239ZM253 66H254V64H253ZM261 66V65H260ZM264 66V65H263ZM10 67V66H9ZM12 67V66H11ZM73 67V70H70V68H72ZM101 67V66H100ZM130 67V66H129ZM137 67V66H136ZM168 66H166V68H167ZM176 67V66H175ZM179 67V66H178ZM226 67H228V66H226ZM234 67V66H233ZM255 67V66H254ZM13 68V67H12ZM90 68V67H89ZM99 68V67H98ZM128 68V67H127ZM130 68H132V67H130ZM129 68V69H130ZM134 68H133V70H134ZM138 68V67H137ZM136 68V69H137ZM148 68V67H147ZM154 69H155V67H153ZM157 68V67H156ZM161 68V67H160ZM165 68V67H164ZM170 68V67H169ZM173 68H174V66H173ZM225 68V67H224ZM235 68V67H234ZM251 68V67H250ZM264 68V67H263ZM262 67L261 68H258V69H261V71H259L258 73H259V75L260 74H263L264 72H262V71H264V70H262L263 69ZM60 69H63L62 71H65V73H63V74H61L60 72H59V70ZM88 69V68H87ZM126 68L124 67V70H125ZM145 69V68H144ZM158 69V68H157ZM168 69V68H167ZM176 69V68H175ZM178 69V68H177ZM251 69H253V68H251ZM257 69V70H258ZM10 70V71H9ZM89 70V69H88ZM90 70H93V69H90ZM98 70V69H97ZM121 70V69H120ZM139 70V69H138ZM146 70V69H145ZM148 70H150V69H148ZM164 70V69H163ZM186 70V69H185ZM190 70V69H189ZM226 70V69H225ZM257 70H254L253 72H255V71H257ZM12 71V72H13ZM44 71H47V78H45L44 76V74H43V72ZM119 71V70H118ZM128 71H130V70H128ZM143 71V70H142ZM152 71V70H151ZM165 71V70H164ZM176 71V70H175ZM178 71H180V70H178ZM187 71V70H186ZM185 71V72H186ZM191 71V70H190ZM194 71V70H193ZM227 71V70H226ZM252 71V70H251ZM94 72V71H93ZM121 72V71H120ZM122 72H123V70H122ZM125 72H126V70H125ZM136 72H137V70H136ZM147 72V71H146ZM163 72V71H162ZM171 72H173V71H171ZM170 72V73H171ZM181 72H183L182 70H181ZM184 72V73H185ZM189 71H187V73H188ZM192 72V71H191ZM206 72V73H205ZM217 72H218V70H217ZM248 72H250V71H248ZM17 73V74H18ZM91 73V72H90ZM97 73V71L95 72V74H93V75H90L89 77H88V81L90 80V82L92 81V82H94L95 80H96V78H98V77H100L99 76V74H96ZM100 73V72H99ZM151 73V72H150ZM158 74H160L159 73V71L157 72ZM166 73H169V72H167L166 71ZM183 73V74H184ZM199 73V72H198ZM200 73V74H201ZM220 73V72H219ZM219 73H217V74H219ZM227 73V72H226ZM225 73V74H226ZM14 74V73H13ZM12 74V75H13ZM16 74V75H17ZM82 74V75H81ZM89 74V73H88ZM101 74V73H100ZM126 74V73H125ZM129 74V73H128ZM127 74V75H128ZM145 74V73H144ZM143 74V75H144ZM153 74V73H152ZM165 74V73H164ZM176 74V73H175ZM182 74V73H181ZM186 74V73H185ZM184 74V75H185ZM222 74H224V73H222ZM229 74V73H228ZM105 75V74H104ZM115 75V74H114ZM119 75V74H118ZM121 75H122V73H121ZM120 75V76H121ZM126 75V77L127 78H129L130 76H127ZM137 75H139V73H137ZM142 75V76H143ZM167 75V74H166ZM171 75V74H170ZM189 75V74H188ZM188 75H186V76H188ZM193 75H195V74H193ZM197 75H199V74H197ZM211 75V76H210ZM249 75H250V73H249ZM110 76V75H109ZM109 76H108V78H109ZM111 76H113V75H111ZM116 76V75H115ZM132 76V75H131ZM140 76H141V74H140ZM141 76V77H142ZM147 76H149V74L147 75ZM159 76V75H158ZM157 76V77H158ZM161 76V75H160ZM169 76V75H168ZM172 76H174V72H173V74H172ZM171 76V77H172ZM210 76V77H209ZM86 77V76H85ZM84 77V78H85ZM106 77V76H105ZM117 77V76H116ZM125 77V79H127ZM137 77V76H136ZM140 77V78H141ZM150 77V76H149ZM156 77V76H155ZM162 77H164V75L162 76ZM162 77H161V79H162ZM170 77V78H171ZM176 77H177V75H176ZM193 77H195V76H193ZM202 77H204L203 75H202ZM252 77V76H251ZM251 77H250V79H251ZM264 77V76H263ZM107 78V77H106ZM143 79H144V77H142ZM145 78H146V75H145ZM159 78V77H158ZM166 78V77H165ZM164 78V79H165ZM178 78V77H177ZM184 78V77H183ZM247 78V79H246ZM86 79V78H85ZM101 79H103V77H101ZM100 79V80H101ZM136 79V78H135ZM149 79V78H148ZM157 79V78H156ZM161 79H160V81H161ZM164 79H162L163 80V82H164ZM173 79V78H172ZM179 79V78H178ZM177 79V80H178ZM186 79V78H185ZM87 80V79H86ZM86 80H85V82H86ZM99 80V79H98ZM99 80V81H100ZM128 80V79H127ZM130 81H132L131 79H129ZM141 80V79H140ZM146 80V79H145ZM144 80V81H145ZM167 80V79H166ZM176 80V81H177ZM184 80V79H183ZM123 81V80H122ZM137 81V80H136ZM144 81H143V84H144ZM158 81V80H157ZM160 81H158V82H160ZM169 81H170V79H169ZM173 81V80H172ZM175 81V82H176ZM188 81H189V79H188ZM197 81V82H198ZM218 81H219V84H220V87H218V86H212L214 83H215V85H217L218 84ZM80 82V81H79ZM98 82V81H97ZM100 82H103L102 80L100 81ZM139 82V81H138ZM137 82V83H138ZM162 82V81H161ZM178 82V81H177ZM176 82V83H177ZM192 82V81H191ZM203 82V83H202ZM217 82V83H216ZM235 82H238V85H236V86H232V84H234ZM81 83H82V81H81ZM88 83V82H87ZM96 83V82H95ZM122 83V82H121ZM125 83V81H123V84ZM126 83H127V81H126ZM140 83V82H139ZM141 83H142V81H141ZM141 83H140V85H141ZM146 83V82H145ZM169 83V82H168ZM172 83V82H171ZM171 83H169V85L171 84ZM178 83H180V82H178ZM177 83V84H178ZM183 83V82H182ZM184 83H186V82H184ZM183 83V86L185 85ZM193 83V82H192ZM259 83V82H258ZM80 84V83H79ZM92 84V83H91ZM123 84H121L122 86H123ZM128 84H129V82H128ZM127 84V86H129ZM133 84V83H132ZM161 84V83H160ZM173 84V83H172ZM177 84H175L174 83V87L173 88H175V85L177 86ZM226 84H228L227 86H225ZM96 85V84H95ZM100 85V84H99ZM147 85V84H146ZM165 85V84H164ZM230 85V86H229ZM263 85V84H262ZM81 86V85H80ZM83 86H85V85H82V87ZM87 86V85H86ZM89 86H91L90 85V83H89ZM89 86H87V87H89ZM130 86H132L131 84H130ZM134 86H136L135 84H134ZM143 86V85H142ZM160 86H162V85H160ZM167 86H168V84H167ZM179 86V85H178ZM177 86V87H178ZM186 86V85H185ZM194 86V85H193ZM192 86V87H193ZM76 87H77V85H76ZM91 87H93V85L91 86ZM91 87H89L88 89H85V92H87L86 90H89ZM99 87V86H98ZM105 87V86H104ZM121 87V86H120ZM159 87V86H158ZM163 87H165V86H163ZM177 87H176V90H177ZM182 87V86H181ZM180 87V88H181ZM190 87H191V83L190 82H188V87L183 91L185 94H186V98H185V104H187L188 106H193V104L194 103H192L191 102V99H190V96H188L189 94V92H191L190 90L191 89H193V88H191L190 89ZM203 87V86H202ZM264 87V86H263ZM75 88V87H74ZM86 88V87H85ZM96 88V87H95ZM112 88H113V86H112ZM112 88L110 87H108V89L106 90L107 91V93H108V95L109 94H111L112 95V92L114 91V90H116V89H114V90H112ZM122 88V87H121ZM127 88V87H126ZM140 88V87H139ZM145 88V87H144ZM169 88V87H168ZM172 88V89H173ZM179 88V87H178ZM183 88V87H182ZM198 88V87H197ZM103 89V88H102ZM129 89V88H128ZM133 89H134V87H133ZM135 89H136V87H135ZM134 89V90H135ZM159 89V88H158ZM194 89H195V87H194ZM259 89H261V88H259ZM82 90V89H81ZM91 90H93V89H91ZM95 90V89H94ZM93 90V91H94ZM126 90V89H125ZM131 90V89H130ZM156 90V89H155ZM161 90V89H160ZM159 90V91H160ZM163 90V89H162ZM181 90V89H180ZM183 90V89H182ZM198 90V89H197ZM196 89H195V91H197ZM258 90V89H257ZM80 91V90H79ZM83 91V90H82ZM96 91H97V88H96ZM100 91H101V89H100ZM99 91V92H100ZM138 91V90H137ZM136 91V92H137ZM173 91V90H172ZM199 91V90H198ZM72 92H74V91H72ZM77 92V91H76ZM90 92V91H89ZM105 92V88H104V91H103V93ZM126 92V91H125ZM143 92V91H142ZM151 92V91H150ZM153 92V91H152ZM151 92V93H152ZM166 92V91H165ZM177 92V91H176ZM80 93H82L81 91H80ZM93 92H91V94H92ZM98 93V92H97ZM106 93V92H105ZM168 93H169V91H168ZM180 93V92H179ZM192 93V92H191ZM190 93V94H191ZM199 93V92H198ZM264 93V92H263ZM69 94H70V92H69ZM82 94H84V92L82 93ZM81 94V95H82ZM95 94V93H94ZM94 94H93V96H94ZM99 94V93H98ZM115 94H118V92L117 93H115ZM162 94V93H161ZM170 94V93H169ZM171 94H173V93H171ZM48 95V96H47ZM80 95V94H79ZM81 95H80V97H81ZM90 95V94H89ZM111 95H110V98H111ZM119 95V94H118ZM183 95V94H182ZM182 95H180V98H181V96ZM194 95V94H193ZM88 96V95H87ZM104 96H106L107 97V95L105 94ZM139 96V95H138ZM137 96V97H138ZM143 96V95H142ZM172 96V95H171ZM170 96V97H171ZM178 96V95H177ZM64 97V96H63ZM76 96H74V98H75ZM88 97H90V96H88ZM95 97H99V95L97 96V95H95ZM103 97V96H102ZM101 97V98H102ZM136 97V98H137ZM140 97V96H139ZM175 97V96H174ZM199 97V96H198ZM262 97H264V96H262ZM73 98V99H74ZM77 98H78V96H77ZM82 98V97H81ZM81 98H78L79 100L81 99ZM86 98V97H85ZM108 98V97H107ZM107 98H105V99H107ZM109 98V99H110ZM113 98H114V96H113ZM141 98V97H140ZM172 98V97H171ZM193 98H194V96H193ZM196 98V97H195ZM194 98V99H195ZM91 99H94V98H91ZM91 99H89V101H91ZM97 99V98H96ZM103 99V98H102ZM177 99V98H176ZM175 99V100H176ZM190 99V100H189ZM200 99V98H199ZM86 100V99H85ZM85 100H84V102H85ZM88 100V99H87ZM104 100V99H103ZM113 100V99H112ZM119 100H121V99H118L117 101H119ZM172 100H173V98H172ZM196 100V99H195ZM198 100V99H197ZM75 101H76V99H75ZM97 101V100H96ZM100 101V100H99ZM137 101V100H136ZM140 100H138V102H139ZM143 101V100H142ZM199 101V100H198ZM261 101V100H260ZM79 102V101H78ZM108 102H110V101H108ZM137 102V103H138ZM141 102V101H140ZM177 102V101H176ZM182 102V101H181ZM181 102L179 103V104H181ZM87 103V102H86ZM95 103H97V102H95ZM105 103H107L106 101H105ZM113 103V102H112ZM173 103V102H172ZM183 104H184V101L182 102ZM75 104V103H74ZM77 104V103H76ZM78 104H81V103H78ZM93 104V103H92ZM103 104H104V102H103ZM174 104V103H173ZM176 104H178V103H176ZM196 104V105H197ZM91 105V104H90ZM100 105H101V103H100ZM142 105V104H141ZM203 105H206L205 107L203 106ZM235 105L237 106V105H239V107H241L242 109H243V112L242 113H244V115H246V116H249V118L250 119H252L251 120V125H249V124H247V125H245V123L243 124V125H245V126H242V124H240L238 121H237V117L239 116L238 114H237V117H235V114L237 113V111H236V113H235ZM264 105V104H263ZM87 106V105H86ZM138 106V105H137ZM140 106V105H139ZM184 106V105H183ZM256 106H258V107H260L258 110L256 109V110H254L255 109V107ZM78 107V106H77ZM76 107V108H77ZM82 107V106H81ZM88 107H89V105H88ZM95 106L93 105V108H94ZM103 107V106H102ZM173 107V106H172ZM177 107H179V105L177 106ZM181 107V106H180ZM185 107V106H184ZM184 107H182V108H184ZM187 107V106H186ZM194 107H198V106H194ZM238 107V108H239ZM263 107V106H262ZM79 108V107H78ZM77 108V109H78ZM84 108V107H83ZM92 108V107H91ZM100 108V107H99ZM105 108V107H104ZM240 108V109H241ZM85 109V108H84ZM101 109V108H100ZM166 109V108H165ZM178 109H180V108H178ZM185 109V108H184ZM189 109V108H188ZM187 109V110H188ZM264 109V108H263ZM98 111H99V109H97ZM191 110L192 109H190V113H192L191 112ZM90 111H92L91 109H90ZM101 111H102V109H101ZM166 111V110H165ZM186 111V110H185ZM193 111H195V110H193ZM75 112H76V110H75ZM78 112V111H77ZM94 112V111H93ZM93 112H91V113H93ZM97 112V111H96ZM103 112V111H102ZM102 112H101V114H102ZM106 112V111H105ZM240 112V111H239ZM260 112V111H259ZM89 113V112H88ZM87 113V114H88ZM109 113V112H108ZM189 113V114H190ZM241 113V114H242ZM82 114V115H83ZM99 114V113H98ZM94 115V116H92V119L94 120V124H93V126L95 127V128H97V130L96 131H98V128L99 129H102V128H100L101 127V125H102V123L104 122V118L101 120V118H100V116L99 115ZM103 114H104V112H103ZM111 114V113H110ZM186 114V113H185ZM188 114V115H189ZM194 114H195V112H194ZM258 114H259V118H258ZM90 115V118H91V115H93V114H89ZM106 115V114H105ZM104 115V116H105ZM181 115H183V114H181ZM187 115V114H186ZM192 115H193V113H192ZM103 116V115H102ZM111 116H113V115H108L107 117H109V118H111ZM180 116V115H179ZM107 117H105V118H107ZM185 117V116H184ZM190 117V116H189ZM242 117V116H241ZM113 118V117H112ZM183 118V117H182ZM191 118H193L192 116H191ZM239 118V117H238ZM108 119V118H107ZM113 119H115V118H113ZM180 119V118H179ZM195 119H196V117H195ZM240 119V118H239ZM244 119H246V118H244ZM263 119V121H264V117L262 118ZM88 120V121H87ZM106 120V119H105ZM116 120V119H115ZM182 120H184V119H182ZM197 120V119H196ZM196 120H194V121H196ZM109 121V120H108ZM186 121V120H185ZM188 121V120H187ZM190 121V120H189ZM203 121V120H202ZM247 121V120H246ZM248 121H250V120H248ZM92 122V121H91ZM107 122V121H106ZM110 122V121H109ZM190 122H192V121H190ZM197 122H198V120H197ZM204 122H205V120H204ZM243 122V121H242ZM241 122V123H242ZM108 123V122H107ZM110 123H112V122H110ZM201 123V122H200ZM206 123H207V121H206ZM205 123V124H206ZM262 123V124H261ZM82 124V123H81ZM104 124V123H103ZM116 124H119L118 122L116 123ZM187 124H189V123H187ZM186 124V125H187ZM190 124H192V123H190ZM203 124V123H202ZM208 124H206L207 126H208ZM80 125V124H79ZM88 126H86V127H89L90 129L92 128V129H94L93 128V126L92 125H90V123L89 124H87ZM113 125V124H112ZM112 125L110 126V127H112ZM115 125V124H114ZM194 125V124H193ZM196 126H194V128L196 127L197 128V130H199L198 128H199V126L201 125H197V124H195ZM204 125V124H203ZM103 126V125H102ZM109 126V125H108ZM198 126V127H197ZM79 127V126H78ZM105 127H107V126H105ZM105 127H104V130H105ZM240 127H241V129H240ZM189 128H190V126H189ZM91 129V130H92ZM108 129H110V128H108ZM115 129H117V128H115ZM201 129H202V127H201ZM206 129V128H205ZM103 130V131H104ZM112 130V129H111ZM113 130H114V128H113ZM112 130V131H113ZM190 130H191V128H190ZM209 130V129H208ZM238 130H243V133L242 134H240V135H238V136H234L233 134H232V132H234V131H238ZM109 131V130H108ZM111 131V132H112ZM115 131V130H114ZM128 131V130H127ZM186 131H187V129H186ZM185 131V132H186ZM202 131H205V130H203L202 129ZM215 131V132H214ZM99 132V131H98ZM98 132H96V133H98ZM102 132V131H101ZM106 132V131H105ZM105 132H104V134H105ZM110 132V133H111ZM116 132V131H115ZM114 132V133H115ZM125 132V131H124ZM199 132V131H198ZM219 132V131H218ZM240 132V131H239ZM242 132V131H241ZM113 133V132H112ZM113 133V134H114ZM123 133V132H122ZM121 133V134H122ZM192 133H193V131H192ZM196 133V132H195ZM200 133V132H199ZM41 134H43L44 136H45V138L47 139V140H45V139H43V138H40L39 137V135H41ZM102 134V133H101ZM120 134V135H121ZM202 134H204V133H202ZM207 134V133H206ZM219 134H220V132H219ZM221 134H223V133H221ZM233 136H232V135ZM246 134H248V135H246ZM103 135V134H102ZM106 135V134H105ZM123 135V134H122ZM108 136H111V135H108ZM114 136V135H113ZM124 136V135H123ZM125 136H127V134H125ZM193 136V135H192ZM200 136H202V135H200ZM209 136V135H208ZM219 136V135H218ZM222 136H224V135H222ZM183 137V136H182ZM185 137V136H184ZM188 137H190V136H188ZM195 137V136H194ZM202 137H204V135L202 136ZM100 138H102L101 136H100ZM104 138H105V136H104ZM109 138H111V137H109ZM113 138H116V137H113ZM118 138H120L119 136H118ZM129 138V137H128ZM196 138V137H195ZM208 140L210 139V138H208V137H206ZM214 138H215V136H214ZM247 138H250V137H247ZM160 139V138H159ZM192 139V138H191ZM216 139V138H215ZM104 140V139H103ZM110 140V139H109ZM114 140V139H113ZM124 140V139H123ZM184 140V139H183ZM185 140H186V138H185ZM189 140V139H188ZM193 140V139H192ZM199 140V139H198ZM250 140V139H249ZM53 141V140H52ZM104 141H107V140H104ZM179 141H180V139H179ZM197 141V140H196ZM207 141V140H206ZM213 141H211V142H213ZM246 141H247V139H246ZM254 141V140H253ZM57 142V141H56ZM103 142V141H102ZM120 142V141H119ZM127 142V141H126ZM169 142V141H168ZM176 142H178V141H176ZM187 142V141H186ZM199 142V141H198ZM201 142H202V140H201ZM250 142V141H249ZM60 143H57V144H59L60 145ZM107 143V142H106ZM106 143H104V144H106ZM110 143V142H109ZM129 143V142H128ZM189 143V142H188ZM193 143V141H191V144ZM205 143V142H204ZM203 143V144H204ZM208 143H210V142H208ZM208 143H207V145H208ZM247 143V142H246ZM250 143H253V142H250ZM54 144V143H53ZM112 144V143H111ZM119 144V143H118ZM163 144H164V142H163ZM168 143H166L165 145H167ZM177 144V143H176ZM179 144V143H178ZM182 144V143H181ZM190 144V145H191ZM203 144H202V146H203ZM55 145V144H54ZM100 145V146H99ZM115 145V143L112 145V146H114ZM122 145V144H121ZM123 145H125V144H123ZM185 145V144H184ZM199 145V144H198ZM201 145V144H200ZM252 145V144H251ZM68 146V147H67ZM103 146V145H102ZM106 146H107V144H106ZM111 146V147H112ZM117 146V145H116ZM202 146H200V147H202ZM205 146V145H204ZM204 146H203V148H204ZM245 146V145H244ZM244 146H243V148L242 149H244ZM54 147V146H53ZM60 147V146H59ZM101 147V148H100ZM108 147V146H107ZM115 147V146H114ZM126 147V146H125ZM192 147V146H191ZM199 147V146H198ZM246 147V146H245ZM250 147V146H249ZM248 147V148H249ZM58 148V147H57ZM109 148V147H108ZM116 148V147H115ZM122 148V147H121ZM124 148V147H123ZM164 148H166V147H164ZM163 148V149H164ZM188 148V147H187ZM193 148V147H192ZM203 148H202V150H203ZM208 148H206V149H208ZM251 148H252V146H251ZM255 148H253V149H255ZM60 149V148H59ZM110 149V148H109ZM108 149V150H109ZM250 149V148H249ZM50 149H48V151H49ZM71 150V151H72ZM123 150V149H122ZM181 150V149H180ZM184 150V149H183ZM186 150V149H185ZM204 150H205V148H204ZM203 150V151H204ZM248 150V149H247ZM246 150V151H247ZM48 151H46L45 152V154L48 152ZM56 151V150H55ZM61 151V150H60ZM69 151V150H68ZM70 151V152H71ZM110 151H112L111 149H110ZM117 151V150H116ZM115 151V152H116ZM165 151V150H164ZM163 151V152H164ZM187 151V150H186ZM202 151V152H203ZM248 151H250V150H248ZM247 151V152H248ZM51 152H52V150H51ZM59 152V151H58ZM75 152V153H76ZM109 152V151H108ZM119 152H121V151H119ZM119 152H117L116 154H118ZM168 152V151H167ZM201 152V153H202ZM206 152V151H205ZM210 152V151H209ZM243 152V151H242ZM245 152V151H244ZM259 152H261V149H259V151L256 149L253 153H251L250 155H251V157L253 158V160H256V161H260V162H262V163H264L263 161H264V158L260 155V153ZM56 153V152H55ZM65 153V152H64ZM67 153V152H66ZM107 153V152H106ZM112 153V152H111ZM161 153V152H160ZM173 153V152H172ZM188 153V152H187ZM208 153V152H207ZM262 153V152H261ZM54 154V153H53ZM57 155H58V153H56ZM71 154V153H70ZM114 154V153H113ZM159 154V153H158ZM167 154H169V153H167ZM50 155V154H49ZM49 155H47V156H49ZM166 155V154H165ZM191 155V154H190ZM213 155V154H212ZM219 155L220 154H218L217 156L219 157ZM226 155V154H225ZM75 156H77V155H75ZM106 156H108L107 154H106ZM111 156V155H110ZM109 156V157H110ZM113 156V155H112ZM111 156V157H112ZM201 156H203V155H201ZM200 156V157H201ZM206 156V155H205ZM209 156V155H208ZM216 156V155H215ZM214 156V157H215ZM222 156V155H221ZM60 157H61V155H60ZM99 157V158H100ZM225 157L226 156H224V159H225ZM245 157V158H244ZM164 158V157H163ZM166 158V157H165ZM210 158V157H209ZM209 158H208V161H209ZM250 158V157H249ZM74 159H75V157H74ZM73 159V160H74ZM77 159H79V158H77ZM82 159V160H83ZM116 159V158H115ZM172 159V158H171ZM196 159V158H195ZM200 159V158H199ZM216 159V158H215ZM222 159H223V157H222ZM223 159V160H224ZM227 159V158H226ZM232 159V158H231ZM247 159V158H246ZM251 159V158H250ZM72 160V161H73ZM101 160V159H100ZM106 160V159H105ZM118 160V159H117ZM117 160H115V161H117ZM170 160V159H169ZM203 160V159H202ZM221 159H219L218 161H220ZM222 160V161H223ZM233 160V159H232ZM241 160V161H242ZM248 160V159H247ZM246 160V161H247ZM252 160V161H253ZM108 161V160H107ZM113 161H114V158H113ZM112 161V162H113ZM119 161V160H118ZM156 161V160H155ZM165 161V160H164ZM212 161V160H211ZM210 161V162H211ZM245 161V160H244ZM200 162V161H199ZM248 162H251L250 160L248 161ZM247 162V163H248ZM113 163H115V162H113ZM117 163V162H116ZM118 163H120V162H118ZM172 163V162H171ZM174 163V162H173ZM201 163H203V162H201ZM209 163V162H208ZM214 164H215V162H213ZM213 163H212V165H213ZM217 163V162H216ZM253 163H254V161H253ZM258 163V162H257ZM256 163V164H257ZM262 163H261V165H262ZM112 164V163H111ZM124 164V163H123ZM180 164V163H179ZM196 164V163H195ZM218 164V163H217ZM216 164V165H217ZM224 164V163H223ZM243 165L245 164V162L244 163H242ZM177 165V164H176ZM207 165V164H206ZM210 165V164H209ZM209 165H208V167H209ZM216 165H215V167H216ZM219 165H221L220 163H219ZM218 165V166H219ZM243 165H241L242 166V168H243ZM251 165V164H250ZM253 165V164H252ZM257 165H259V164H257ZM75 166V165H74ZM118 166H122V165H118ZM132 166V165H131ZM214 166V165H213ZM247 166V165H246ZM246 166H245V168H246ZM64 167V168H65ZM125 167H126V165H125ZM129 167V166H128ZM207 167V168H208ZM211 167V166H210ZM251 167V166H250ZM250 167H248V168H250ZM256 167V166H255ZM261 167V166H260ZM259 167V168H260ZM264 167V166H263ZM48 168V169H49ZM57 168H61V167H57ZM119 168V167H118ZM225 168V167H224ZM224 168H222V170H225ZM254 168V167H253ZM259 168H258V172H260L259 171ZM45 169H46V167H45ZM69 169H70V167H69ZM123 169V168H122ZM129 169V168H128ZM133 169H134V166H133ZM219 168H217V170H218ZM255 169V168H254ZM253 169V170H254ZM257 169V168H256ZM261 169V168H260ZM264 168H262L261 170H263ZM64 170H66V169H64ZM126 170H127V168H126ZM191 170V169H190ZM212 170V169H211ZM214 170V169H213ZM217 170L215 171V172H217ZM244 170H246V169H243V171ZM125 171V170H124ZM227 171V170H226ZM248 171V170H247ZM264 171V170H263ZM64 172V171H63ZM70 172V171H69ZM129 172V171H128ZM207 172V171H206ZM205 172V173H206ZM218 172H219V170H218ZM223 172H225V171H223ZM228 172V171H227ZM250 172V171H249ZM253 172V171H252ZM61 173V172H60ZM126 173V172H125ZM186 173V172H185ZM198 173V172H197ZM244 173H247V172H245L244 171ZM244 173L242 172V175H244ZM64 174V173H63ZM191 174V173H190ZM190 174H188L187 173V175H190ZM193 174V173H192ZM209 174V173H208ZM215 174V173H214ZM229 174V173H228ZM252 174V173H251ZM256 174V173H255ZM129 175V174H128ZM147 175V174H146ZM227 175V174H226ZM249 175V174H248ZM247 175V176H248ZM254 175V174H253ZM257 175V174H256ZM259 175H261V172H260V174H258L257 176L259 177ZM54 176H56V175H54ZM63 176V175H62ZM67 176H69V174L67 175ZM66 176V177H67ZM169 176V175H168ZM191 176V175H190ZM200 176H203V174L202 175H200ZM200 176L198 177V175H197V177L198 178H200ZM206 176V175H205ZM240 176H239V178H240ZM251 176V175H250ZM57 177V176H56ZM66 177H63V178H66ZM71 177V176H70ZM217 177V176H216ZM249 177V176H248ZM248 177H246V179H249ZM262 177V176H261ZM60 178V177H59ZM62 178V177H61ZM60 178V179H61ZM69 178V177H68ZM67 178V179H68ZM150 178V177H149ZM196 178V177H195ZM235 178H237V177H235ZM241 178H242V176H241ZM240 178V179H241ZM52 179H53V177H52ZM72 179V178H71ZM129 180H130V178H128ZM132 179V178H131ZM204 179H205V177H204ZM208 179V178H207ZM209 179H211V178H209ZM243 179H245V178H243ZM253 179H254V176H253ZM261 179V178H260ZM263 179V178H262ZM54 180V179H53ZM57 180V179H56ZM125 180V179H124ZM133 180V179H132ZM140 180V179H139ZM168 180V179H167ZM166 180V181H167ZM196 180V179H195ZM194 180V181H195ZM201 180H202V178H201ZM239 180V179H238ZM238 180H236V181H238ZM251 180H252V177H251ZM258 180V179H257ZM50 181V180H49ZM69 181V180H68ZM135 181V180H134ZM202 181H204V180H202ZM202 181H201V183H202ZM208 181V180H207ZM206 181V182H207ZM210 181V180H209ZM208 181V182H209ZM233 181H235V180H233ZM232 181V182H233ZM241 181V180H240ZM239 181V183H243V182H240ZM245 181V180H244ZM254 182L253 183H255L256 181H255V179L253 180ZM42 182H43V180H42ZM130 182V181H129ZM128 182V183H129ZM142 182V181H141ZM205 182V181H204ZM212 183H213V181H211ZM248 182V181H247ZM260 182L261 181H259V184H260ZM263 182V181H262ZM262 182H261V184H262ZM40 183V184H39ZM133 183H136V182H133ZM142 183H144V182H142ZM168 183V182H167ZM200 183V182H199ZM214 183H216V182H214ZM230 183V182H229ZM236 183V182H235ZM250 183H252V181L250 182ZM257 183V182H256ZM125 184H126V182H125ZM144 184H146V183H144ZM150 184V183H149ZM171 184V183H170ZM204 184V183H203ZM210 184V183H209ZM225 184H227V183H225ZM224 184V185H225ZM258 184V185H259ZM127 185V184H126ZM155 185H157V184H155ZM165 185V184H164ZM163 185V186H164ZM172 185V184H171ZM201 185V184H200ZM207 185H208V183H207ZM218 185H221V182L218 184ZM223 185V184H222ZM229 185H231V184H229ZM239 184L237 183V186H238ZM242 185V184H241ZM251 185H253V184H251ZM258 185H254L255 186V188L257 187V188H259L258 187ZM120 186V185H119ZM132 186H134V184H132ZM141 186H142V184H141ZM145 186V185H144ZM143 186V187H144ZM147 186V185H146ZM195 186L196 185H194L193 187L195 188ZM210 186V185H209ZM208 186V187H209ZM226 186V185H225ZM225 186H223V187H225ZM243 186V185H242ZM253 186V187H254ZM69 187V186H68ZM67 187V189H69ZM134 187H136V186H134ZM137 187H139L138 185H137ZM167 187V186H166ZM193 187H191L190 189L192 190V188ZM216 187H217V185H216ZM219 187V186H218ZM217 187V188H218ZM229 187V186H228ZM251 187V186H250ZM249 187V188H250ZM133 188V187H132ZM147 188V187H146ZM158 188V187H157ZM165 188V187H164ZM163 188V189H164ZM177 188V187H176ZM211 188V187H210ZM214 188V187H213ZM244 188V187H243ZM248 188V189H249ZM261 188V187H260ZM135 189V188H134ZM150 189V188H149ZM200 189V188H199ZM216 189V188H215ZM219 189V188H218ZM145 190V189H144ZM151 190V189H150ZM173 190V189H172ZM177 190V189H176ZM207 190V189H206ZM210 190V189H209ZM222 190V189H221ZM253 190V189H252ZM255 190V189H254ZM254 190H253V193H254ZM264 190V189H263ZM154 191V190H153ZM171 191V190H170ZM178 191V190H177ZM195 191H197V189L195 190ZM213 191V190H212ZM211 191V192H212ZM218 191V190H217ZM223 191V190H222ZM245 191V190H244ZM249 191V190H248ZM247 191V192H248ZM259 191H260V189H259ZM262 191V190H261ZM206 192V191H205ZM208 192V191H207ZM219 192V191H218ZM226 192V191H225ZM256 192H257V190H256ZM263 192V191H262ZM152 193V192H151ZM161 193V192H160ZM165 193V192H164ZM191 193H194L193 191L191 192ZM213 193V192H212ZM220 193V192H219ZM252 193V192H251ZM259 193V192H258ZM261 193V192H260ZM259 193V194H260ZM163 194V193H162ZM161 194V195H162ZM176 194H177V192H176ZM179 194V193H178ZM188 194H189V192H188ZM201 194V193H200ZM208 194H210V193H208ZM149 195V194H148ZM182 195V197H183V194H181ZM213 195H214V193H213ZM254 195V194H253ZM261 195V194H260ZM41 197H42V195H40ZM104 196H106V195H104ZM189 196H190V194H189ZM195 196H197L196 195V192H195ZM242 196V195H241ZM250 196V195H249ZM264 196V195H263ZM127 197V196H126ZM144 197H146L145 195H144ZM149 197V196H148ZM168 197V196H167ZM184 197H186V196H184ZM188 197V196H187ZM199 197V196H198ZM198 197H197V200L196 201H198ZM203 197V196H202ZM211 197V196H210ZM245 197V196H244ZM253 197V196H252ZM254 197H255V195H254ZM254 197L252 198V201L254 200ZM257 197V196H256ZM255 197V198H256ZM116 198V197H115ZM154 198V197H153ZM169 198V197H168ZM191 198H193V197H191ZM195 198V197H194ZM206 197H204L203 199H205ZM213 198H214V196H213ZM216 198V197H215ZM43 199V198H42ZM118 199H119V197H118ZM126 198L124 197V199L123 200H125ZM130 199V198H129ZM149 199V198H148ZM151 199V198H150ZM184 199V198H183ZM207 199V198H206ZM210 199V198H209ZM60 200V199H59ZM137 200V199H136ZM135 200V201H136ZM186 200H187V198H186ZM201 201H203L202 199H200ZM199 200V201H200ZM211 200H212V198H211ZM247 200V199H246ZM256 200H257V198H256ZM256 200H254V201H256ZM43 201V200H42ZM45 201V200H44ZM62 201V200H61ZM127 201H130V200H127ZM143 201V200H142ZM190 201V200H189ZM194 200L192 199V202L191 203H194L193 202ZM198 201V202H199ZM239 201H241V200H239ZM262 201V200H261ZM112 202V201H111ZM144 202V201H143ZM150 202V201H149ZM148 202V203H149ZM171 203H172V200L170 201ZM174 202V201H173ZM209 202H212V201H209ZM214 202V201H213ZM218 202V201H217ZM243 202V201H242ZM245 202H248V201H245ZM257 202V201H256ZM264 202V201H263ZM51 203V202H50ZM49 203V204H50ZM55 203V202H54ZM122 203V202H121ZM125 203V202H124ZM137 203V202H136ZM142 203V202H141ZM168 203V202H167ZM183 203H184V201H183ZM205 203V202H204ZM253 204H254V202H252ZM252 203H250L251 205H252ZM126 204H128V203H126ZM130 204H133V203H130ZM169 204V203H168ZM242 204H244V202L242 203ZM48 205V204H47ZM167 205V204H166ZM172 205H173V203H172ZM186 205V204H185ZM202 205V204H201ZM2 206V205H1ZM0 206V207H1ZM74 206L75 205H71V207H73L74 208ZM106 206V205H105ZM108 206V205H107ZM112 210H114L115 211V213L116 212H120L121 210H122V207H124V206H122L121 204H120V201H118V200H116V201H114L113 203H112ZM126 206V205H125ZM131 206V205H130ZM129 206V207H130ZM136 206V205H135ZM144 206V205H143ZM147 206V205H146ZM145 206V207H146ZM181 206H182V204H181ZM187 206V205H186ZM193 206V205H192ZM78 207V206H77ZM134 207V206H133ZM140 207V206H139ZM145 207H143V208H145ZM149 207V206H148ZM156 207V206H155ZM171 207V206H170ZM197 207H199V206H197ZM203 207V206H202ZM241 207V206H240ZM76 208V207H75ZM86 208V207H85ZM84 208V209H85ZM153 208V207H152ZM182 208V207H181ZM186 208V207H185ZM89 209V208H88ZM109 209H110V207H109ZM129 211H131L130 210V208H127ZM133 209V208H132ZM137 209V208H136ZM135 209V210H136ZM139 209V208H138ZM142 209V208H141ZM160 209V208H159ZM187 209V208H186ZM186 209H184V210H186ZM190 209H191V206H190ZM104 210V209H103ZM150 210V209H149ZM196 210V209H195ZM0 211H2L1 209H0ZM100 211V210H99ZM102 211V210H101ZM140 211V210H139ZM147 211V210H146ZM152 211V210H151ZM157 211V210H156ZM160 211V210H159ZM162 211H163V207H162ZM166 211V210H165ZM164 211V212H165ZM193 211H194V208H193ZM200 211V210H199ZM198 211V212H199ZM6 212V213H7ZM86 212H87V210H86ZM86 212H85V214H86ZM89 212V211H88ZM88 212H87V214H88ZM103 212V211H102ZM122 212H123V210H122ZM125 212H128V211H125ZM148 212V211H147ZM154 212V211H153ZM180 212V211H179ZM182 212V211H181ZM191 212V211H190ZM195 212V211H194ZM71 213V214H70ZM114 213V212H113ZM132 213V212H131ZM137 213H138V210H137ZM140 213V212H139ZM150 213V212H149ZM169 213V212H168ZM167 213V214H168ZM185 213V212H184ZM187 213V212H186ZM201 213V212H200ZM2 213H0V215H1ZM92 214V213H91ZM100 214V213H99ZM98 214V215H99ZM122 214V213H121ZM124 214V213H123ZM154 214V213H153ZM152 214V215H153ZM164 214V213H163ZM166 214V213H165ZM175 214H177V213H175ZM2 215H4V213L2 214ZM16 215V216H17ZM101 215V214H100ZM108 215V214H107ZM110 215V214H109ZM126 215H128V213L126 214ZM133 215H136V214H133ZM143 215V214H142ZM147 215V214H146ZM155 215V214H154ZM159 215V214H158ZM160 215H162V214H160ZM178 215V214H177ZM179 215H182V214H179ZM178 215V216H179ZM202 215V214H201ZM209 215V214H208ZM92 215H90V217H91ZM95 217H96V214L94 215ZM112 217H113V215H111ZM111 216H109V217H111ZM119 216V215H118ZM124 216V215H123ZM129 216H130V214H129ZM132 216V215H131ZM156 216V215H155ZM165 216V215H164ZM167 216V215H166ZM165 216V217H166ZM191 216V215H190ZM199 216V215H198ZM210 216V215H209ZM2 217H4V216H2ZM5 217H7L6 215H5ZM18 217V216H17ZM21 217V216H20ZM99 217V216H98ZM101 217V216H100ZM126 218H128V216H125ZM147 217V216H146ZM151 217V216H150ZM169 217V216H168ZM177 217V216H176ZM181 217V216H180ZM192 217H194V216H192ZM208 217V216H207ZM1 218V217H0ZM8 218V217H7ZM7 218H5V219H7ZM11 218H12V216H11ZM106 218H108V216H106ZM105 218V215H104V219H106ZM117 219H119V217H116ZM122 218V217H121ZM126 218H123V220H125ZM129 218H131V217H129ZM139 218V217H138ZM142 218V217H141ZM162 219H164V217H161ZM160 218V219H161ZM184 218V217H183ZM195 218V217H194ZM196 218H197V216H196ZM195 218V221L196 220H198V219H196ZM199 218V217H198ZM230 218V217H229ZM3 218H1L0 219V221L2 220ZM9 219V218H8ZM18 219V218H17ZM91 219H94V218H92L91 217ZM99 219V218H98ZM104 219H102V220H104ZM132 219V218H131ZM136 219V218H135ZM140 219V218H139ZM166 219V218H165ZM190 219H192L191 221H193V218H190ZM200 219V218H199ZM205 219V218H204ZM14 220V219H13ZM12 220V221H13ZM20 220V219H19ZM22 220V219H21ZM20 220V221H21ZM86 220V221H85ZM90 220V219H89ZM95 220H97V217H96V219ZM95 220H93V221H95ZM101 220V221H102ZM114 220H116L115 218H114ZM127 220V219H126ZM133 220H134V218H133ZM173 220V219H172ZM174 220H175V218H174ZM201 220V219H200ZM199 220V221H200ZM228 220V219H227ZM3 221V220H2ZM9 221H11V220H9ZM11 221V222H12ZM92 220H91V222H93ZM106 221V220H105ZM110 221V220H109ZM108 221V222H109ZM121 221V220H120ZM129 220H127L126 222H128ZM131 221V220H130ZM129 221V222H130ZM137 221V220H136ZM159 221V220H158ZM167 221V220H166ZM169 221V220H168ZM167 221V222H168ZM190 221V220H189ZM194 221V223H197V222H195ZM248 221V220H247ZM8 222V221H7ZM10 222V223H11ZM19 222V221H18ZM89 222V221H88ZM113 222V221H112ZM121 222H123V221H121ZM165 222V221H164ZM209 221H207V223H208ZM22 223V221L20 222V224ZM96 223V222H95ZM95 223H93V225L95 224ZM105 223H107V222H105ZM116 223H117V220H116ZM125 223V222H124ZM139 223V222H138ZM200 223H202V222H200ZM211 223V222H210ZM216 223V222H215ZM214 223V224H215ZM252 223V222H251ZM257 223V222H256ZM12 224H13V222H12ZM87 224H89V225H91L90 223H87ZM98 224V223H97ZM123 223H121V225H122ZM128 223H126V225H127ZM135 224H137V223H135ZM139 224H141V223H139ZM160 224V223H159ZM167 223H163V225H166ZM253 225H254V222L252 223ZM112 225V224H111ZM118 225V224H117ZM120 225V226H121ZM153 225H154V223H153ZM161 225V224H160ZM159 225V226H160ZM168 225V224H167ZM196 225H198V223L196 224ZM195 225V226H196ZM96 226H98V225H96L95 224V226L94 227H96ZM107 226V225H106ZM105 226V227H106ZM134 226V225H133ZM141 226H142V224H141ZM155 226H157V224L155 225ZM171 226H173L172 224H171ZM225 226H227V225H225ZM229 226V225H228ZM234 226V225H233ZM237 225H235V227H236ZM88 227V226H87ZM93 227V228H94ZM114 227V226H113ZM112 227V228H113ZM139 227V226H138ZM169 227V226H168ZM175 227V226H174ZM202 227V226H201ZM97 228V227H96ZM102 228H104V227H102ZM110 228V227H109ZM115 228V227H114ZM156 228V227H155ZM171 228V227H170ZM179 228V227H178ZM214 228V227H213ZM219 229H221V227H218ZM230 228V227H229ZM231 228H233V227H231ZM237 228V227H236ZM88 229H89V227H88ZM90 229H92V226H91V228ZM98 229V228H97ZM119 229V228H118ZM122 229V228H121ZM151 229V228H150ZM158 229H161V227L159 228L158 227ZM158 229H155V230H157L158 231ZM172 229V228H171ZM176 229V228H175ZM202 229H204V228H202ZM207 229V228H206ZM226 229V228H225ZM224 229V230H225ZM238 229V228H237ZM94 230V229H93ZM92 230V231H93ZM99 230H101L100 229V227H99ZM97 231V230H95V231H93V232H96L97 234H98V236H99V233L101 232V231ZM144 230V229H143ZM149 230V229H148ZM166 230H168L167 228H165V231ZM201 230V229H200ZM215 230H218V229H215ZM234 230V229H233ZM253 230H254V228H253ZM21 231V230H20ZM89 231V230H88ZM105 231H107V230H105ZM145 231V230H144ZM147 231V230H146ZM157 231H155V232H157ZM177 231V230H176ZM197 231V230H196ZM230 231V230H229ZM229 231H226V233L228 232L229 233ZM255 231H257V230H255ZM255 231H254V234H255ZM90 232H91V230H90ZM99 232V233H98ZM118 232V231H117ZM123 232V231H122ZM140 232V231H139ZM148 232V231H147ZM154 232V233H155ZM158 232H161V231H158ZM178 232V231H177ZM176 232V233H177ZM208 232V231H207ZM218 232L220 233V231L218 230ZM218 232H215V233H217V234H219ZM258 232H261V230H259ZM23 233V234H24ZM110 233L112 234V232L110 231ZM152 233V232H151ZM166 233V232H165ZM169 233H171V232H169ZM175 233V232H174ZM174 233H173V235H174ZM180 233H183V232H180ZM192 233V232H191ZM206 233V232H205ZM224 233V231L223 232H221V234H223ZM87 234V233H86ZM100 234H102V233H100ZM104 235H105V232L103 233ZM107 234V233H106ZM115 234H117V233H115ZM120 234H122V233H120ZM158 234V233H157ZM157 234L156 235H154V236H156L157 237ZM168 234V233H167ZM204 234V233H203ZM211 234V233H210ZM214 234V233H213ZM256 234H258V233H256ZM119 235V234H118ZM147 235H149V234H147ZM146 235V238L148 237ZM166 235V234H165ZM169 235H171V236H173L172 235V233L171 234H169ZM176 235V234H175ZM232 235V234H231ZM21 236V235H20ZM25 236V235H24ZM24 236H23V239H25L24 238ZM30 236V235H29ZM28 236V237H29ZM83 236H87L88 237V235H85V234H83ZM83 236L81 237V238H83ZM117 236V235H116ZM115 236V237H116ZM149 236H151V235H149ZM153 236V237H154ZM180 236V235H179ZM182 236H183V234H182ZM187 236V235H186ZM192 236V235H191ZM206 236V235H205ZM208 236V235H207ZM212 236V235H211ZM218 236V235H217ZM223 236V235H222ZM93 237V236H92ZM99 237H101V236H99ZM102 237H103V235H102ZM110 237H112V236H110ZM152 237V238H153ZM188 237V236H187ZM186 237V238H187ZM220 237V236H219ZM79 238V237H78ZM89 238V237H88ZM88 238H87V240H88ZM107 238V237H106ZM114 238V237H113ZM112 238V239H113ZM120 238V237H119ZM144 238V237H143ZM167 238V237H166ZM165 238V239H166ZM175 238V237H174ZM181 238V237H180ZM185 238V237H184ZM206 238V237H205ZM84 239V238H83ZM107 239H109V238H107ZM106 239V240H107ZM111 239V240H112ZM123 239V238H122ZM158 239V238H157ZM156 239V240H157ZM176 239V238H175ZM210 239V238H209ZM227 239V238H226ZM233 239V238H232ZM63 240V242H61ZM81 240V239H80ZM79 240V241H80ZM87 240H85L86 241V243H87ZM93 239H91V241H92ZM96 240H98V239H96ZM95 240V241H96ZM144 240H145V238H144ZM150 240H152V239H149V241ZM181 240H183V239H181ZM211 240H212V238H211ZM210 240V241H211ZM228 240V239H227ZM25 241H27V240H25ZM78 241V242H79ZM90 241V240H89ZM90 241V242H91ZM100 241H103L102 239L100 240ZM105 241V240H104ZM126 241V240H125ZM147 242H148V240H146ZM159 241H160V238H159V240H158V243H159ZM167 241H168V239H167ZM192 241V240H191ZM196 241V240H195ZM206 241H208V240H206ZM210 241H208V243L210 242ZM221 241V240H220ZM111 242V241H110ZM113 242V241H112ZM169 242V241H168ZM215 242V241H214ZM24 243V242H23ZM85 243V244H86ZM95 243V242H94ZM96 243H97V241H96ZM95 243V244H96ZM149 243V242H148ZM147 243V244H148ZM155 243V242H154ZM173 243V242H172ZM183 243H187V242H185V240H184V242ZM189 243V242H188ZM193 243V242H192ZM213 243V242H212ZM221 243H223V242H221ZM26 244V243H25ZM81 244L83 245V243H80V255L82 254L83 256H84V259H87L88 260V262L89 261H92V264H93V261L95 260V258H96V260H98L97 259V257H96V252L99 250H97L96 251V248L94 247V245L92 246L91 244H89L88 246L86 245V246H84V247H81ZM107 244V243H106ZM152 244V243H151ZM202 244V243H201ZM225 244V243H224ZM28 245H26L27 247H28ZM79 245V243L77 244V246ZM101 245V244H100ZM122 245V244H121ZM149 245V244H148ZM209 245V244H208ZM226 245H228V244H226ZM231 245V244H230ZM99 246V245H98ZM110 246V245H109ZM146 246V245H145ZM159 246V245H158ZM166 246V245H165ZM164 246V248H166ZM180 246V245H179ZM183 246V245H182ZM185 246H187V245H185ZM207 246V245H206ZM233 246V245H232ZM23 247H25V246H23ZM70 247V246H69ZM101 247V246H100ZM123 247V246H122ZM147 247V246H146ZM151 247H154V246H152L151 245ZM155 247H156V245H155ZM189 247V246H188ZM187 247V248H188ZM29 248V247H28ZM103 248H105V247H103ZM145 248V247H144ZM163 248V249H164ZM168 248V247H167ZM175 248V247H174ZM190 248V247H189ZM70 249H72V248H70ZM69 249V250H70ZM117 249V248H116ZM120 249V248H119ZM138 249V248H137ZM153 249V248H152ZM152 249H150V251L152 250ZM156 249H158L159 250V252H160V248H156ZM181 249V248H180ZM200 249V248H199ZM20 250V249H19ZM26 250V249H25ZM76 249H74V251H75ZM108 250V249H107ZM110 250V249H109ZM135 250V249H134ZM142 250V249H141ZM147 250V249H146ZM157 250V251H158ZM187 250V249H186ZM190 250V249H189ZM197 250V249H196ZM200 250H202V249H200ZM204 250V249H203ZM71 251V250H70ZM76 251H78V250H76ZM105 251H106V249H105ZM104 251V253L103 254H105L106 252ZM132 251V250H131ZM145 251V250H144ZM153 251V250H152ZM188 251V250H187ZM206 251V250H205ZM227 252H228V250H226ZM1 252V251H0ZM19 252V253H20ZM30 252V251H29ZM102 252H103V250H102ZM135 252V251H134ZM141 252V251H140ZM146 252V251H145ZM181 252H182V250H181ZM186 252V251H185ZM194 252V251H193ZM197 252V251H196ZM198 252L200 253L201 251H199L198 250ZM203 252V251H202ZM201 252V253H202ZM207 252V251H206ZM205 252V253H206ZM209 252H210V250H209ZM212 252V251H211ZM71 253V252H70ZM73 253V252H72ZM119 253V252H118ZM132 253H133V251H132ZM154 253V252H153ZM170 253V252H169ZM177 252H175V254H176ZM195 253V252H194ZM248 253H250V252H248ZM4 254V253H3ZM78 254V253H77ZM99 254V253H98ZM101 254V253H100ZM114 254V253H113ZM150 254V253H149ZM152 254V253H151ZM160 253H158V255H159ZM180 254V253H179ZM187 254V253H186ZM190 254V253H189ZM196 254H198V253H196ZM222 254V253H221ZM227 254V253H226ZM225 254V255H226ZM252 254H253V252H252ZM12 256L13 254H9V256ZM14 255H16V254H14ZM72 255V254H71ZM81 255V256H82ZM116 255V254H115ZM144 255V254H143ZM158 255L156 254L155 256L156 257H158ZM163 255H165V253L163 254ZM183 255V254H182ZM181 255V256H182ZM194 255V254H193ZM200 255H202V254H200ZM209 255V254H208ZM207 255V256H208ZM224 255V254H223ZM228 255V254H227ZM1 256H3L4 257V255H2L1 254ZM8 256V257H9ZM79 255H77V257H78ZM105 256V255H104ZM106 256H107V254H106ZM117 256H118V254H117ZM136 256V255H135ZM134 256V257H135ZM141 256V255H140ZM149 256V255H148ZM153 257V258H156V257ZM173 256H174V254H173ZM186 256H188V255H186ZM191 256V255H190ZM211 256V255H210ZM216 256V255H215ZM222 256V255H221ZM2 257V258H3ZM5 257H6V255H5ZM4 257V258H5ZM12 257H14V256H12ZM74 257H76V256H74ZM76 257V258H77ZM99 257V256H98ZM103 257V256H102ZM112 257H113V255H112ZM115 257V256H114ZM120 257V256H119ZM118 257V258H119ZM138 257V256H137ZM144 257H145V255H144ZM147 257V256H146ZM160 257H161V255H160ZM160 257H158V259L160 258ZM175 257V256H174ZM178 257V256H177ZM189 257V256H188ZM200 256L198 255V257L197 258H199ZM202 257V256H201ZM211 257H213V256H211ZM217 257V256H216ZM223 257V256H222ZM225 257V256H224ZM1 258V257H0ZM69 258V257H68ZM73 258V257H72ZM75 258V259H76ZM83 258V257H82ZM117 258V257H116ZM151 258V257H150ZM164 258H165V256H164ZM163 258V259H164ZM170 258H172V257H170ZM176 258V257H175ZM175 258H173V259H175ZM181 258V257H180ZM183 258V257H182ZM191 258V257H190ZM189 258V259H190ZM7 259V258H6ZM6 259H4V261L6 260ZM9 259V258H8ZM70 259V258H69ZM74 259V260H75ZM80 259V258H79ZM84 259H82V260H84ZM123 259V258H122ZM144 259H146V258H143V261H144ZM152 259V258H151ZM172 259V260H173ZM179 259V258H178ZM10 260V259H9ZM8 260V261H9ZM11 260H13V259H11ZM10 260V261H11ZM71 260V259H70ZM77 260V259H76ZM81 260V259H80ZM86 260V261H87ZM105 260H106V258H105ZM109 260V259H108ZM147 260V259H146ZM145 260V261H146ZM149 261H148V264H156V262L154 261V259L153 260H151L150 261V259H148ZM185 260V259H184ZM186 260H188V259H186ZM224 260V259H223ZM7 261V262H8ZM10 261H9V263H10ZM15 261V260H14ZM13 261V262H14ZM42 261V262H43ZM77 261H79V260H77ZM101 261V260H100ZM107 261V260H106ZM110 261V260H109ZM113 260H111V262H112ZM122 261V260H121ZM167 261H168V259H167ZM166 261V262H167ZM174 261V260H173ZM173 261H172V264H173ZM177 261V260H176ZM179 261V260H178ZM183 261V260H182ZM192 261V260H191ZM217 261V260H216ZM218 261H220V260H218ZM217 261V262H218ZM1 263H2V261H0ZM6 262V263H7ZM13 262H12V264H13ZM37 262V263H38ZM72 261H70V263H71ZM75 262V261H74ZM82 262V261H81ZM96 262V261H95ZM105 262V261H104ZM126 262V261H125ZM142 262V261H141ZM158 262H160V259L158 260ZM157 262V263H158ZM171 262V261H170ZM169 262V263H170ZM179 262H181V261H179ZM194 262H196V261H194ZM202 262V261H201ZM225 262H226V260H225ZM0 263V264H1ZM9 263H7V264H9ZM77 263V262H76ZM84 263H86V262H84L83 261V264ZM99 263V262H98ZM108 263V262H107ZM119 263V262H118ZM143 263V262H142ZM184 263V262H183ZM211 263V262H210ZM213 263H214V261H213ZM212 263V264H213ZM16 264V263H15ZM38 264H41V262L40 263H38ZM73 264V263H72ZM75 264V263H74ZM88 264V263H87ZM90 264V263H89ZM95 264V263H94ZM100 264V263H99ZM102 264V263H101ZM109 264H111L110 262H109ZM121 264V263H120ZM144 264V263H143ZM174 264H175V262H174ZM178 264H180V263H178Z\"/></svg>",
    "mask_w": 264,
    "mask_h": 264
}]
</instances>
